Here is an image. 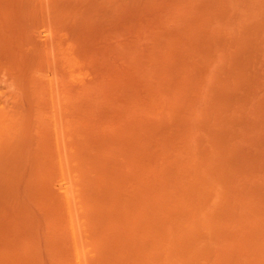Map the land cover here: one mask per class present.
Returning a JSON list of instances; mask_svg holds the SVG:
<instances>
[{"label":"rangeland","instance_id":"rangeland-1","mask_svg":"<svg viewBox=\"0 0 264 264\" xmlns=\"http://www.w3.org/2000/svg\"><path fill=\"white\" fill-rule=\"evenodd\" d=\"M15 1H11L12 2V4L10 3L11 6L8 5L9 1L7 3L8 6H5L6 0H5V2H4V0L2 2H0L1 3L0 4V6H1L0 7V13H2V14H0V23H2V20H4V19L8 20L9 16H10L11 22H10V20H9V22H10V24H13L12 28H16V29H14L12 31L13 35L14 36L16 35V37L18 36V33H17L18 31H20V33H21L20 27L22 25L25 26V27L22 26V28H21L22 30H23V28L26 29V30L28 29L26 33H25L26 30H24V32L21 33L22 36L20 34L21 37L18 36V38L20 39L21 44H23L22 45L23 48H21V50H24V51H22V52H24L23 55L26 54L25 49H27V47H25V45L26 46L28 45L24 41V39L27 40L26 37L24 36L25 34H26V36H28V34H31L30 36H33L34 33L36 32L35 29H37L38 31H41V29H42V31L47 33L49 28H50V30L53 28L52 31H51V33H52L53 30L55 31L54 27H56V26H57L56 28L58 30H60L59 33H57V34H54L56 32L52 33V34L57 36V39H55L56 36L52 35L54 38L51 36V38H53V40L54 39L55 40H54V43H51V44H49L46 47L47 48L46 50H47L48 53L45 54L46 50H45V47H43L44 49L42 48V50H40V49L37 50L38 53L37 52L36 53H32V55L36 54V56L35 55L34 56H28L27 55L28 57L25 56V57H27L26 58V63H28V65H29V62H27L28 59H32V60L35 59L36 62L41 61V63H40L41 65H40V64H37L36 62H35L36 63L35 64L34 62H32L30 60L31 63H32V64H30L31 69L35 72L36 76H38L37 72H41L40 74L48 72L51 75L50 72L56 70V69H53V68L56 67V65L62 66L61 68H63V64L62 63L64 61L65 62H67V61L66 60L63 61V59L57 58V60L61 61V64H58L60 61L57 62V60H55L56 57H58V55H59V57L62 56L61 58H64V59H65V57L66 58L69 57V62H68L69 66H68V64H66L64 62L65 63L64 64V68L62 70L63 73L62 72H58L59 73L58 75H60L61 79H63V80L65 79L66 83L68 82V79H70L71 83H69V85H68V83L66 84L68 86H70V84H72L73 87L76 88L75 87L76 83H81V81H83L82 82L83 84H80V86H78V84H77V87L78 88L80 87V89H81V85H88V86L90 85L89 86L90 90L92 91V93L94 92L93 96H91L92 95L91 91H90L91 95H89V93L87 91H86L87 92L86 93L85 90H80V91H83L81 94H79L80 92L78 93L79 90L78 91L76 90L77 93H76V91H74L75 94L72 92L74 94V97L76 96V94H79V95H85L84 97H87L89 100H92V102H91L92 105L91 104L90 105H91V108H92L91 114L93 113L92 115L94 116V119H93V118H91L92 115H89V113L86 112V111H88L86 109H91V108L88 107V104H87L90 101H86V103H85L84 101L86 99L83 98L84 101H81V103H79V101L75 100V102H77V104L80 107L76 106L77 104H75V106L77 108H75V107L74 108L75 109L79 108L78 111H80V113L78 111H76L74 108H72L73 107L72 105L71 106L68 105L69 106L68 107L66 102L63 101V100H65V101H67V103L70 102L69 100L71 98L69 96H67V95H69L70 94L69 92H71L72 90L69 89L70 88L69 87L68 89L70 91L66 92L64 94L65 89H66V91H68V90L66 88L67 86L64 85L65 83H63V80H61L59 82L60 78L58 79V83L56 84L57 77H58L56 75L57 71H55L56 73L52 72V74H55L56 77L53 76V75H52L53 77H51L49 75L51 77V79H53V80H51L48 77V75L44 76L45 78H43L42 75H39L40 77H37V80H38L37 81V85H38L37 89L41 90V88H43L42 90H43V92H45V90H46L45 88H48L47 89L48 92L46 90V93H45L46 96L43 97V95H42V97H43L42 98L43 99L42 102L43 103L41 104V108L43 107L45 109H43V112L42 113L40 112V113L42 114V116H44L43 118L45 119V121L47 122V120H48L50 126H53L52 125L53 123L51 124V121H49V119H48V117L51 115V112L53 111L52 114L54 113V117L57 116V117L61 118L60 119V118L55 117L56 119H54V120H55L56 128L60 125V121L61 120H63L62 121V125H65V126H61L60 125L59 128L57 129V131L60 130V133H58V135L61 138V140L58 139V141H56V142L60 143V141H61L62 145L61 144L60 145L62 146V148L64 146V150L68 149V150H65L66 153L67 152H69V153L71 152L72 153L71 150H73V148H74V150H73L74 154L70 155V159L72 158L71 156H73L74 157L73 159H75V157L78 158V156H79L78 154L83 152V150L85 148H88V147L84 148V146L82 145V143H83L84 145L87 146V144L84 143V141L86 142L87 140H83L84 138L82 137V134L80 132L81 135L80 134L79 135L82 137V140H81L80 136H76L78 134L75 135V133H79V131L74 133L72 131L73 130V128H72V130H71L72 133L71 134H73L74 137H72L70 139V141H71V143H70L68 131L70 132L69 128H70L71 125L69 126V128H68L69 130L68 131L66 129L68 126H66V125H69V124L73 123L74 124L73 127L77 126L79 128L80 126H78L79 124H77V123H79V121H77V120L81 117V115H83L84 117L88 118V121L93 120L94 123H97L96 126H95V124L93 125V122L90 124V125H93V128H96V129L99 128V123L98 122H101L102 126H111V125L113 127L115 125L119 126L120 129H121L120 131H124V133L123 132L119 133V136L121 137V134H124L123 136L126 138L124 140H120V138H118V136H117L118 134L116 135L114 133H109V132L108 133L105 132L104 134H101L100 133L101 130H100V132L96 133L95 129H94L93 133L91 131V133L93 135H91V136L88 135V137L89 136H90V138H96L97 137L96 140H98L101 137H103V138L112 137L113 139L115 138L118 141V143L121 145L120 149L124 148L122 150L123 152H121L122 153L121 154L120 153L121 150H119V152H118L117 149L115 150V147H117V146L114 147L113 144H112V148L114 147L113 150L118 155L117 157H119V156L123 157V158L120 159L121 160L120 162L122 164V168H121L122 170H119L118 172L120 173V171H123L125 173L124 174L123 173H121V174L118 173L119 175H123V178H121L117 174V179L119 180V178H118V176H119L120 179L123 180L121 182H124V187H125L126 183L128 184L126 187H128V189L130 190V194L131 195H134V193H138L139 194V198H140L141 195H143L142 193L140 195V192H136L140 188V186H138V184L136 186L134 185L136 188L138 186V189L136 191L132 192V190L136 189L134 187H131L132 183L134 181H137V178H138L137 182L138 183L140 182L142 184L141 185L139 183L141 185V187L143 188V190L148 189L149 191H151L150 196H152L153 193H154L153 195H156V196L159 194V198L161 199L162 202H160V200H158V196L157 197L155 196V199L153 198L154 201L151 200V199L149 200L148 198L147 199L144 198V196H147V195H145L146 193H144L143 197H141L140 199L137 196L138 194L137 195L135 194V196H131L130 194H128L129 197L135 202V204H137L138 207L140 206L141 209H142V210H140V209L136 210V208H135L136 205L132 204V206L134 208V211H136V213H137L136 215H140L141 216L143 214L142 212L147 209L144 212L145 213V218H147L146 217L147 216L146 213H147V211L150 208V213H153V215H154L153 217L155 218V217H159V216H157V215H159L158 213H160V210L161 211L163 210L160 213L161 214L160 216H162L161 220H163V218L165 217L164 221L166 220V222L164 224H162L163 223V221H162L161 224L162 225L166 224V226H168L170 228L169 231L165 230L166 231L165 232L164 230H162V228L164 226H162L160 224L158 225V223H155V221L159 222V219L161 217L160 218H155L154 221L150 220L149 218H147L148 220L146 219L147 222H151L152 221L153 224L155 223L157 225V228H158L157 229L155 224L154 225L152 224L153 227H155V228H152L151 226L150 227L147 226V224L151 225V223H147L146 226H144V224H142L143 222H146L145 219L143 218L144 215L141 216L142 217L141 222H140L141 217L139 219V222H137L138 220H136V219H138V218H136V216H135L134 217V218H136L135 221L137 223H140V225L139 224L137 225L138 226L137 230H138V232L141 231V233H143V238L144 237H147V238L149 237V239L151 240L150 236L152 234H156L157 232L160 231V234H157L158 238L162 239V241H166L167 242L170 239L171 240L174 239V235H173L174 232H171V230L172 231L174 230V231L177 232V231H182V229L185 228V226H183V225H185L184 222L187 221V220L184 221V218L182 216L183 222H181L182 218L178 216L179 214L178 215L176 214V216H174L175 213H180L182 215L183 211L181 212V209L178 210L179 208H177V207H178V205L180 203L179 201H180L181 198L184 199V198L188 197V196L185 197L184 194H182V193L180 194L179 193V192H181L180 191L181 190L180 189L181 188L180 185H182V187H183V185H185L184 182L182 184V181H183L182 179L184 177H185L184 179L187 178L188 181H185L187 186L185 185L184 188L186 189V191L190 192V190L192 189V186H191L192 182H193V184H192L193 186H194L195 183H197L196 181H194V178H196V180H197V177H198V176H195V173L199 172L200 173V174L198 173L199 177L202 178V179H204L205 177H209L210 176V174H208L209 176L203 175L204 173H202L203 172L202 170H203L204 167L202 168V170H199L202 167L201 166L202 162L204 161L203 165L204 166L206 165V167H207V164H210L208 162H211V163L215 164V160H217V162H218L219 158L221 160L222 159L224 160L225 157H226V159L224 160L226 162V160L231 158V157H229L227 159V156H229V153L234 154L236 152L235 153V155H236L237 152L239 151V149L237 151L235 149V151H234V148L232 147L233 145L235 147H237V146L240 147V152L242 154L244 153L243 156L240 154L243 159L239 158L240 156L238 157V156L231 155L233 157L231 158V160H228L229 163H227V162L224 163L223 160H222L221 163L219 161L218 164L216 162V166L217 165H222V163L229 164V165L232 162L234 163V164L233 163L231 164L232 166H226L225 165L224 166L225 168H223L222 166H218V167H221L223 169H226L225 171H227V173H228L227 174L224 170H222L225 174L228 175V177H227V176H224V174L218 172V173H220L219 175H221L220 176L221 178H223V176H224V178H223L224 180H225V177L227 178V180L224 181V183L226 182L225 184H227V185L224 186V187H226V189H227L228 186L230 185V184L227 183V181H229L231 183L235 179L234 177H232L233 180H231V178L229 179V175L233 171L232 175L235 176L236 179L239 178L240 175L243 176V178L241 177V178H239V180H234V181H237V182L233 181V183H231V184H233V186L236 185L238 182L240 184H242L243 182L247 181L246 180L247 178L248 179L251 178V179L248 180V184L250 183L249 182L250 180H253L254 181V186L252 187V185H251V188H253V190L255 192L258 191L257 193L254 194V191L252 192V189L249 187L251 189V191H249V192H251V193H253V195H255V196H253V195L250 194L252 199H254L256 196H258L259 198L263 197L264 188H263L262 183H261V178L259 179V175H262L264 172L262 173L261 166L258 169V168H256L255 164H256V162L258 163V161H261L260 160L261 155L264 157V139H262V138H264V136H263L264 129L262 128L263 131H262V129H260L262 126L264 127V120H263L264 119V115H263L264 114V109H263L264 108V97H263V94H264V89H263V87H264V77H263L264 76V69L260 67L261 65H259L260 61H261L262 67H264V65H263L264 64L263 63L264 62V59H263L264 58V56H263L264 55V0H56V1H58V3L57 4L55 3V5H54L55 0H29V1L28 0H24V1L22 0L23 3L21 5H23V6L24 5H26V6L29 5L30 6V4H31V8L29 7V10H28V6H27V9H23L22 8L19 12H15V11H17V7L16 6H18V5H15V4H17V1H16V3L13 4V2H15ZM34 1H37V2L35 3ZM30 2H33V5ZM39 4H42L43 6L41 7ZM34 5H36V8L38 6L37 10H39V12H41V13H38L36 11V8H35ZM2 6H3V9H1ZM55 6H57V7H55ZM24 8H25V6H24ZM32 8L33 9L35 8V9L32 10ZM41 9H42V11H40ZM4 10H6V12H3ZM12 11H14V14H13V15H15L14 18L18 17L17 18V22H18V20L20 22L21 18H22L23 23L26 22V21H31V22H26V23H29L28 27L26 26L27 24L24 23L25 24L24 25V24H22V22L20 23L22 25L19 27V25H18L19 23L14 21L16 19L11 17L13 15H9V14L12 13ZM17 13H19V14L21 13L20 16L22 14H23V16H21V17L16 16ZM42 13H43V16H42ZM50 13L52 14V16L50 15ZM4 16H5V18H4ZM6 16H8V18ZM25 16L27 18H25ZM45 16H46V18H45ZM49 16H51V17H49ZM42 17L45 18V20ZM55 17H56V19H55ZM50 18H53L54 21L51 20ZM48 19H50V21ZM30 23H32L31 29L33 28L32 29L33 32L29 29ZM10 24L8 26H11ZM15 26L19 27L18 28L19 30ZM2 27L3 26H1V28ZM12 28H10V29L12 30ZM34 30H35V32H34ZM50 30L48 31V33H50ZM23 33H24V35H23ZM66 34H68V35H66ZM11 35L12 34L10 33V36ZM16 37L12 36V38H14V39ZM65 38H66V42H65L64 45H62L64 47H62L60 45V43ZM14 39L12 40L10 38V40H12L13 42L15 41ZM19 39L18 40L16 39L15 43L17 42L19 44L18 46L20 47ZM21 39L24 42L21 41ZM49 40H51V39L49 38ZM57 40L60 41L59 45L61 47H58L59 45L57 43ZM17 43H16V45H17ZM62 43H64V42H62ZM14 44H9L8 45V48H10L12 52L11 53L9 52V54H8L9 56L7 58H9L11 56L12 60H13L14 57L16 58L17 54L19 55V51H20L19 50L20 48L18 46H17L18 50L16 48H14L15 46L14 47L12 46ZM52 44H53V47H54L53 50H55V52L53 51L55 53V56H54L55 58L53 57L54 53L51 52L52 51V48H51ZM55 45L56 46L58 45L57 46L58 47V51H61V52H59V53L57 52L56 53L57 49H55ZM68 45H69V47L71 46V49L68 47ZM66 46H67V48H69L68 50H67ZM28 47L30 48L31 46L28 45ZM72 47H73V52L71 51ZM12 48H14L16 50H14V49L12 50ZM59 48H61L62 50H60ZM64 49H65V51H64ZM26 51H29V50H26ZM40 51L42 52L43 56H46L47 54L48 55L44 58L42 56V54L39 53ZM69 51H71L70 52L71 55L69 53L70 56H67L68 54H66L65 57H64L63 53L64 52L68 53ZM20 53H21V51H20ZM10 54H13V55H10ZM28 54L30 55L31 53H28ZM38 54H39V56H38ZM56 54H58V55L56 56ZM74 54L76 56H74ZM73 56H74V58H73ZM21 57H22V55H21ZM42 57L45 60L48 59V57H49V59H53L54 58L53 59L54 61H53V63H51L52 60L49 61V59H48V60L45 61ZM17 58L19 60L18 56H17ZM41 58L44 60V62H43V60ZM72 58H73L74 62L71 60ZM75 58L77 59L78 62L75 60ZM261 58H262L263 61L261 60ZM11 59H10V61H11ZM16 60L17 59H15V62L17 63L18 61H16ZM55 61L57 62L56 65H55ZM75 61L77 62V66L79 65L77 69L74 68L75 65H76ZM16 63L14 64V68L15 67L16 68L19 67V66L16 65ZM23 63L25 65V62H23ZM42 64H44V67L46 69V71H44V72L42 70V68H43ZM28 65H27V67L29 68L30 66H28ZM41 66H42V68H40ZM53 66H55V67H53ZM93 66H95L98 69V70L96 69V71H95V73H96L95 77H98V74L100 73V77H99V78H101L100 81L98 80V78H96L97 81H96V79H94L93 82H92V79L90 80L91 76H88V74H89L88 71H85V69H88V70L92 69V71H94L95 69H93L94 68ZM71 67H72V69H71ZM12 68H13V66H12ZM28 68L24 67L26 74L29 76V74L31 72H30V68L29 69ZM99 68H100V70H99ZM40 69L42 71H40ZM64 69H66L67 75L65 74L66 71H64ZM60 70L61 69H59L58 71H60ZM76 70H78V71H76ZM0 71L3 72L2 70H0ZM92 71H90V72L92 73ZM97 71H99V73ZM91 73L89 75H91ZM61 74L62 75L65 74V76L63 75L65 78H62ZM78 74H79V77L76 76ZM81 74L84 75V77ZM262 74H263V76H262ZM33 75H34V73H33ZM85 75H87L88 77H85ZM94 75L95 74L92 73V78L94 77ZM28 76L26 77L27 79H28ZM46 77L48 79H50L51 83L49 82V80ZM1 78H2V76L0 74V79ZM29 78H30V76H29ZM32 78H34V76H32ZM54 78H56V81L54 80ZM87 78H89V80H87ZM73 79L75 80L76 83L73 81ZM44 80H46L45 82H48L50 84L43 82ZM94 81H95V83H98V82L99 83L95 85ZM11 82H12V80H10L7 83V85H10L7 89L8 90L10 89L11 92H15V94H13V93L10 94L11 92L10 93L8 92V96H9V94L11 95V97L15 96V99H13V101H12L11 100L12 98H11L10 101L14 102V100H15V103H16L17 98H19L20 100H23V101H21L22 104H23L24 99H27L28 101L24 102V104L27 103V105H28V103L30 102V98H28L30 93H31L30 89L26 92V89H25L26 86H25V88L22 86L23 89L22 88L20 90L17 89L18 91H16V90H14L15 89L14 88L15 85H12ZM60 83H61V85H60ZM1 84L4 85V83H1ZM52 84H53V87L51 88L50 85H52ZM97 85H99V86H97ZM55 87L57 88L56 89L57 91L54 90V93H53V89ZM73 87H71V88H73ZM259 87H260V89H259ZM261 87H262V90H261ZM49 88L52 89V90H50ZM78 88H76V89H78ZM86 88L88 89V87H86ZM254 88H256V89H254ZM42 90H41L40 93L44 94L42 92ZM49 91H51V92H49ZM258 91H260V92L258 93ZM56 93H57V95H55ZM59 94H62V95H59ZM255 94H257V95L255 96ZM51 95H53V96L55 95L54 97L53 96L52 97L56 100V102H55L54 99L52 100ZM39 96H41V94H39ZM63 96H65V97H63ZM46 97H48V100L45 99ZM60 97L63 98V99H61ZM67 97L70 98V99H68ZM258 97H260V98L257 99ZM58 98H60V100ZM251 98H254V99L256 98L255 99L256 101H254V99L252 100ZM75 99H77V97ZM46 101L47 102L50 101L49 103L51 104V107H50V105L49 106L47 105L48 103H46ZM251 101H252V103H251ZM18 102H19V100H18ZM62 102H63V105L65 104V107L67 106V109L72 108L73 111L75 110V113L78 112L80 114L79 117H78L79 114H76L77 116L75 115L77 117V120L75 119L76 122H74V118H76L74 116L71 117V118L74 117L73 121H71L70 119L69 120L71 122L67 121L68 120L67 118H69V115H71V114L67 113V109L64 106H62V107H64L66 109V111H65V109H63V111H62V107H60L62 105L61 104ZM83 102H84V106L86 104V107H87V108H85L84 111L81 109L82 108L81 104H83ZM253 102L254 103L257 102V104L259 102V104H258V106H259L258 109L259 110L257 109V107H255L257 104H254ZM45 103H46V105H45ZM57 103H59L60 105H57ZM11 104L14 106L15 109L19 107V105H18V107H17V105L15 107L14 103H11ZM11 104H9V105H11ZM53 104H55V105L52 106ZM250 104L251 105L253 104V105L250 106ZM24 106H26V105H24ZM253 106L258 110V112H257V110L255 108H254L255 111L253 109L251 110V108ZM260 106L261 107L263 106V107L261 108ZM52 107H58V108L60 107L61 110L58 109V108H52ZM6 109L8 111V108H6ZM34 109L35 108H33V113H34ZM55 109L56 110L58 109V110L55 112ZM72 109H70V111H71V113L73 115ZM41 111H42V109H41ZM58 111L62 112L61 116H64V114H66V113L69 114V115L66 114L65 115L66 118L62 119V117L60 116L61 112L58 113V115H56V113ZM95 111H96L97 115H94ZM250 111L253 112V113L257 112L258 116L255 113L254 114L250 113ZM64 112H66V113H64ZM259 112H260L261 116L259 115ZM38 113H37V115H39ZM250 115H252V116L256 115L255 116L256 119L254 117H253L254 119L251 118ZM39 118L41 119L42 117H39ZM87 118H86V120L84 119L85 123H88V122H86ZM242 118H245V121H243L244 123L246 121L248 122V121H253V120H255V125L257 124V122H258V124H261V125L263 123L262 126L258 125V128L255 127V129H260L263 132L262 133L263 137L261 136V134L259 135L260 137L253 136L252 133L250 134L249 132H253L256 135L259 134L258 132H255V129H254L255 125H253L254 121L251 122L252 124L251 123L243 124L241 122ZM13 120H14L13 118L11 119V122H10V120H8L10 123H8L7 120L4 121V122H6L8 124H13L14 123ZM42 121H44V120L42 119ZM261 121H263V122H261ZM65 122L66 123L70 122V123L66 124ZM63 123H65V124H63ZM227 123L229 125H227ZM45 124H46V126H48L47 123H45ZM57 124H58V126H57ZM249 124L251 126L253 125V131L251 130V127H250ZM42 125H43V123H42ZM85 125H87V124H85ZM85 125H81V126L85 127ZM218 125L222 126V129ZM62 127H65V128H63L64 130L62 129ZM90 127H92V126H90ZM216 127H217V129L219 128L222 131H220L218 129V132H217V130H215ZM51 128L52 127H50V130H48L47 127H46L44 135H43L44 139L42 137L41 138L44 141L47 140L49 142L50 147H51L49 149H51V151H53L54 147H52V146H54V144L52 145V143H50V142L54 141L53 143L56 144V142H55V136H56L55 134H56V132L54 131V128H55L54 126H53L52 132H54L55 134L51 132ZM223 128L226 129L225 132H223ZM43 129H44V126H43ZM82 129H83V127H82ZM114 129L116 130V128H114ZM74 130H76V129L74 128ZM77 130H79V129H77ZM248 130H251V131L248 132ZM260 130H259V132H260ZM62 131L67 133V135H65V138L68 137V138H66V141L64 140V134L65 133L64 132L61 133ZM107 131H109V130H107ZM87 132H88V130H87ZM221 132L224 133V134H221ZM208 133H209V135L211 137L213 136L214 139H215V140H212L213 137H212V139L210 138L213 142L215 141L214 146H212V149L214 148L212 151L215 153V158L216 159L211 157L213 160H210V161L208 159H210L209 156H211V155L208 154V153H211V152L207 151L208 153L206 152V156H205L206 158H205L204 157V150L202 149L203 147H201V144L204 145V143H202L203 141L204 142L206 141V142H209V143L211 142V140L209 141V138L207 137ZM216 133H220L224 137H222V139H221L220 138L221 135L220 134H216ZM247 133H249L250 136H253L252 139H251L250 136L247 135ZM89 134H90V131H89ZM215 134L218 135L219 138H217V139H218L219 142H216L217 141V139H216L217 136H214ZM225 134H226L227 138H225ZM73 135H70V136H73ZM86 135H87V133H86ZM76 137H77V140L74 139ZM84 137H85V135H84ZM255 137H256V139H254ZM257 137H258V139H257ZM53 138H54V140H53ZM86 138H87V136H86ZM129 138H131V139H129ZM183 138H184V140H183ZM196 138H197V140H196ZM223 138H224V142H222V141L220 142L219 139L223 140ZM109 139H111V138H109ZM109 139H107L106 141H108ZM127 139H129V140H131L133 142L132 145H129L128 143H125V142H127L126 141ZM188 139H191V140L188 141ZM225 139H229L231 141L230 142L231 145L233 144L231 147H229V150L232 149V152L227 153V151H229V150H227L226 146H229L230 144L226 145L229 140L225 141ZM72 140H73V143L76 142V141L79 142V140L83 141L81 144L79 143L80 147L83 146V150L80 148V153H79V150L78 151L75 150L79 146L78 143H77L78 146H76V143L73 144ZM91 140H92L91 141V143H92L93 139H91ZM244 140L247 143L244 142ZM249 140H250V142H249ZM251 140H253V141H251ZM258 140L261 141L262 144H261V142L258 143L257 142ZM67 141H68L69 145H68ZM89 141H90V139H89ZM110 141H112V140H110ZM183 141H184V143H183ZM190 141H192V143ZM98 142H100V141H98ZM107 143H109V142H107ZM110 143H109V145H111ZM113 143L116 144L115 141ZM118 143H117V145H119ZM160 143H162L161 144V146H162L161 148H159V144ZM224 143H226V144H224ZM49 144H48V147H49ZM65 144H67V145H65ZM104 144H105V142L103 143V145ZM250 144H251L253 150L251 149ZM72 145L76 146V147H73V148L70 149V147H72ZM93 145H94V143H93ZM120 145L117 147L118 149H119ZM66 146H67V148H65ZM218 146L220 147V149H219ZM224 146H225V149L221 150V148L222 147L224 148ZM99 147H100V145H99ZM133 147H134V150L135 149L137 150V153H135L136 150L133 151L134 153L129 151ZM181 147L183 148L182 149L183 151L181 150ZM44 148H43V150H44ZM204 148H205V150L207 149L206 147H204ZM49 149H48V151L44 150V151H46L45 152L46 154L44 153V151H42V153H44L43 156L44 155L47 156V152L50 154L51 151L49 152ZM78 149H79V147H78ZM89 149L90 148H88V151L85 149L84 153L87 151V153H92L93 154V152L96 153V150L99 149L98 151H100V152L101 151H103V152L105 151V154L102 153V152L100 153L102 155V157H104V155H106V150L107 149L105 150V145L102 146V148H101L102 150L100 148L96 147L95 151L90 149L92 151L89 152ZM110 149H111V147H110ZM187 150H190V152H192V150H194V152H197L199 154V160L201 161V162L199 161L200 162L199 165L201 167L199 165L196 166L194 164L197 168H198V166L200 167V168H198V171H196L194 173L193 172L194 169L192 170L191 168H195V166L194 167L191 166V168H190L192 170L191 173H193V174H191V173H189L191 170H188L189 168H188V164H187V170H186V167H185V169H182V171H183V173L184 172L186 174L188 173L191 176L190 177H189V175L188 176L187 175L184 176L185 174H183L182 175L183 177H182V176L179 175L180 173L182 174V172H180L179 174L177 173L178 176H175L176 174H174L173 172L171 173L170 169L168 168V167H171L170 164H165L166 165V167H165L166 169H165L164 173H165V176L168 177L169 181L171 182V179H170L171 177L169 178V174L170 175L173 174L172 178L174 180L177 179L176 177H179L180 180H181L180 181L181 184L180 185L178 184V187H180L179 188L180 190L178 188H176L177 184L175 185V183H177L179 181V178H178L177 182H174V180L172 181V183H174V185L176 186V187H173V188L174 189L176 188V189L179 190L178 191V190L175 189L176 192L175 191L174 192L176 194L174 193V195H175L174 198L172 197L174 189H172V187H170L172 185V183L168 182L170 184V185L168 184L169 185V187H168V185L166 183L167 182V178H166V180H164L165 178L163 179V177L159 176L157 178H161L162 181H158L157 180V182H156L157 178L154 177L155 180L152 179L153 175L149 176V178L146 177L147 175L146 176L140 175V173L143 171V169H144L143 173L146 172L147 174L155 172V174L158 173V175H160L161 173H163V171H164L163 167L165 165L156 164L157 159L159 161L158 163H161V162H164V161L166 162V160H173L172 163H174L177 160H179L178 161V166H180V168H183L182 166H184V164L182 162H184V160H182V162H181L183 165L180 163V160L184 159L188 154H190V153H186L185 154V151H187ZM209 150H211V149H209ZM110 151H108V152H110ZM219 151L222 152L223 155H227V156H223L222 153H221L222 156L220 155L221 157H219ZM223 151H225L227 154L226 153L224 154ZM259 151H261L260 157H258V155H256V153H258ZM54 152H55V150H54ZM146 152L147 153L149 152L152 156L150 157V156L146 155L147 154ZM194 152H192V153L195 155ZM76 153H78L77 154L78 156L76 155ZM115 153H113V155H112V152H111V155L114 156ZM182 153H183V156L184 155L185 156H184V158L180 157L181 159H179L177 156H179V155L181 156ZM197 153H196V155H197ZM214 153H211L212 156H213ZM246 153H249L248 154L249 156H250V154H251V156L253 155L251 157V158H253L252 160L249 157V159L251 160V161L249 160V162L247 160L248 157L246 158V156H248V155L245 156ZM86 154L82 153V155H83L82 158H81V156L78 158L79 160L81 159V163L85 161V160L83 161V159L87 158V157H85ZM108 154L109 153H107V155ZM116 154H115V156H116ZM258 154H260V153H258ZM87 155H89V154H87ZM155 155L158 158L155 157ZM196 155L194 156V158L191 157V158L194 159L195 162L198 160V156L196 157ZM89 156L91 157L92 155H89ZM93 156L94 157L96 156V159H97V162H95V163H98L99 166L101 164V167H100L101 169H103V166H104V169H105L106 173L109 175V177L107 175V177L104 178L105 177L104 171L102 172V170L99 169V170H101V172H100L97 169V165L98 164L96 165L93 162V161H96V159L93 158V157L92 158L89 157L87 159L90 160V161L92 160V162H91L92 164L91 165H93V163L96 165V170H97L96 172L94 171L95 168H90L91 167L90 164L88 165V163H90V161L88 162L87 159H86V163L87 164H84V165H87V167L84 166L83 168L82 167L81 168L83 170H85V172H86L85 173L86 174L85 178L86 179H90L89 182H88V180H86V182L91 184L93 187H94V185L96 186L97 182H100V181H102L103 184L104 183L106 184V182L103 181V179H106L108 181L107 185L104 184L102 186L101 183H100V187H99V188L104 187L102 189L103 190L106 189L105 191H108V192L105 193V191H104L105 194L104 193L99 194L100 192H98V191H101L102 189H99L97 187V186H99V184H98L96 186V188L94 187V189H95L94 191L97 192L96 194L94 193V198L98 197V196L96 197L97 194H99V196L100 195L103 196V197L101 196L102 198L98 197L102 201L101 206L104 205V207H105V209L104 208L101 209V212H102V214L107 212L106 214H104L106 220L103 219L102 221H100V222H102V224L101 223L100 224L101 225H104V224L107 225L106 223L110 224V223L113 222L114 226L115 225L117 226V228H114L112 226L113 224H111V226L113 227L112 228L109 225H107V226H109L110 229L109 228H104L105 225L103 226V228L108 233L107 234L104 231V235L107 234V235L111 236V238H109V237L106 238V240L108 239L109 243L111 242V245L108 244V243L106 245L110 246V247L107 246V248L109 250H111L110 248H112V250H113L112 252H115V253L110 252V258L113 257L112 258L113 260L116 259V261H113V263L115 264L117 262V260H118L117 257L119 256V254L122 253L121 251H125V248H126V247L124 248L125 243L127 242V247L129 246L127 250H130L129 248L131 247V245H132L131 249H133L134 243L128 245V241L129 240H133V238H136L137 236H139V238H140L141 235H140V233L138 234L137 230H133L136 226H134L133 224L131 225V223L134 222V220L133 221H131V220L134 219V218L129 219V221L131 223L129 222V225L127 224V226H126V222L128 221L127 218H129V216L132 215V214H130V210H129L130 208H132L131 205H130V207L128 206L129 208H127V203L131 199L126 196L127 198L125 197V199L127 200V202H125L124 198L121 197V196H123V194H120L121 193L120 190L124 188V187H121L123 185H119L118 186V184H121V183L120 182L119 183L116 182L117 179L116 178L114 179L115 176H112V174L114 172L112 174L110 173V171L112 170L111 167L113 166V168H115L116 167L115 165H117L115 163L118 160L116 162H114L115 165H110L113 161L110 158H108L107 159L108 163L111 162L109 164L110 165L109 166V165H106L107 164L106 163V158H107L106 156H105V158H103L104 162H101L102 161V157L99 156L98 152H97V154H93ZM99 157H100V160H99ZM108 157H111V156L109 155ZM222 157H224V158H222ZM236 157H237V159H236ZM244 157L246 158V160H245ZM254 157H255V160H254ZM263 157H262L263 161L260 162L262 164L264 162V158ZM116 158L115 159L113 158L114 161L116 160ZM149 158L152 161L151 163L154 162L155 165H156V167H150L151 170L147 168L148 166H146V164L149 162L148 161L146 163V161H147L146 159H149ZM204 158H205V160H204ZM233 158H234V160H232ZM256 158H258V160ZM93 159H95V160H93ZM153 159H156V160L153 161ZM237 160H238V162L241 161V164L237 162L240 165V167H239V165H237V163L235 164V162ZM243 160H245V162ZM194 161H192V162H194ZM120 162H118V163L120 164ZM187 162L188 161H186L184 163H187ZM247 162H248V164H247ZM251 162L252 163L254 162L255 164L254 163L251 164ZM69 163H72L74 165L75 161H74V163L72 161L69 162ZM166 163H168V161ZM197 163H198V161H197ZM260 163H259V165H262ZM72 164H70L71 167H72ZM190 164H192V163H190ZM95 165H93V166L95 167ZM155 165H153V166H155ZM235 165H237L239 168L237 169ZM259 165L257 167H259ZM161 166H163V167L161 168ZM178 166H177V168H179ZM210 166H211V164H210ZM244 166L247 167L248 169L246 170ZM229 167L232 169V171H229L230 174L228 172V170H231V169H229ZM234 167L237 170H239V169H241V167H243L241 169V173H240V170H239V173H238V171ZM88 168H89V171H90L89 173L92 172V174H94V175L90 174L89 175L90 177L92 175V177L94 176L96 179L98 177L101 178V176H99V175L96 176L97 172L99 171V173H101V175L103 174L102 176H104L102 178V180L99 181V179H97V181H96V179L93 177L94 180H95V183H96L95 184L94 181H93V178L91 177L92 178L91 179L87 175V174H89V173H87ZM109 168H110V171L108 172ZM129 168H131L130 170L133 169L134 171L132 170V171L128 172L127 170ZM173 168L175 170V167L172 166V169ZM197 168H195V170H197ZM159 169L161 170L160 172H159ZM233 169H235L236 172L238 173L237 174L238 177L236 175H234L235 174V172H234L235 170H233ZM257 169H258V171H257ZM115 170H116V168H115ZM166 170H168V171H166ZM55 171H56V174H55ZM57 171L59 172L58 168H57V170H55V167L52 169V171H51L52 174L54 173L56 176L54 178H50V179H52V180L53 179L54 180L57 179V175L60 173L59 172L57 174ZM112 171H114V169ZM179 171H181V169ZM212 171H219V170H212ZM248 171L250 172L251 175L249 173H247ZM51 172H50V174H51ZM257 172H259L260 174H258ZM135 173H137V174H135ZM166 174H168V175H166ZM129 175H131V177H129ZM192 175H194L195 177H193ZM50 176L51 175H49V177ZM58 176L60 177V175H58ZM245 176L247 178H244ZM249 176H252V177H249ZM51 177H53V176H51ZM134 177H135V179H134ZM261 177L263 178L264 176H261ZM111 178H113L114 180L111 179ZM189 178H192V179L190 180ZM212 178H215V176L214 177L210 176V179H212ZM221 178H220V180H222L221 183H223V179H221ZM139 179H141V180L139 181ZM244 179H245V181H244ZM91 180L93 182H91ZM111 180L114 181L113 182L114 187L118 186L117 187V188H119V189H117L118 191H115V188L113 187V185H111L112 184ZM205 180H207V179H205ZM209 181L213 183L214 180L212 179V180H209ZM180 182H178V183H180ZM262 182L264 183V180ZM188 183H189V185H188ZM217 183H219V181H217ZM129 184H130V186H129ZM201 184L203 185V182L200 183V186H201ZM205 184H207V183H205ZM210 184H209V186H210ZM214 184L215 183H213L212 186H214ZM223 184H222V186H223ZM144 185L146 187H144ZM161 185L163 187H161ZM220 185L221 184H219V186ZM260 185L262 186V189L260 188L261 187ZM105 186H107V188ZM196 186H194V188ZM216 186L217 185H215L214 187H216ZM112 187H113V192L115 194H120V196L118 198H115V195L111 191ZM120 187H121V189H120ZM158 187L160 189L166 187L165 188L166 190L163 189L165 191L164 194H166V195L162 194L163 190H161L162 193L161 192L160 193H156V191H158V189H159ZM167 187L170 188V190L167 189ZM224 187H222V188H224ZM110 188H111V190L109 191L108 189H110ZM131 188H132V190H131ZM197 188H198V186H197ZM201 188L202 187H200V189ZM203 188L206 190L205 187H203ZM211 188L212 187L210 186V189ZM200 189L199 190L197 189L198 191L196 189H195V191L191 190L190 194L194 193V192L196 193V191H197L199 193V194L196 193V194L199 195L197 197H200V194L203 193L202 192L203 189L202 190H200ZM226 189H223V190H225L226 194L228 195L229 194V189H227V190ZM247 189H248V187H246V191H247ZM250 189H248V190H250ZM129 190H127V191H129ZM205 190H203V191L206 192ZM261 190H263V191H261ZM123 191H124V189H123ZM184 191H183V193H185ZM215 191L216 190H214V192ZM221 191H222V189L218 190V192H220V193H221ZM260 191L262 193H260ZM109 192L110 193L112 192L109 195V196H111L112 199L107 197V193H109ZM208 192H210L209 196L204 197V195H206V194L208 195V193L206 192V194L203 193L204 195L201 198V200L203 198L208 199L207 200L208 203L206 201L202 200L204 202H203V204H201L202 205L201 208L202 209L204 208V210H203L204 212L202 213L201 210H199V212L196 210V214H195L194 213L195 210L194 211L191 210V212H193L194 215H196L193 218H195V219L197 217L198 218L196 219V221H193V219L191 218L192 221L190 219V221H189L190 224L189 225H191V222H193L192 224H194V223L196 224V223H198L197 221H199V224H200V222L202 223L204 218L201 219V217L198 216V215L199 214L200 215L204 214V217H205V214L208 215V213H210V211L208 212L207 210H212V207L216 208L215 206L218 203L216 201L217 198L214 199L211 196V193L214 194L212 189H211V191L209 190ZM225 192H222L223 194L221 193L220 196L222 197V195H224ZM240 193H243V192L240 191ZM148 194H149V192H148ZM176 195H177V197L180 196V198L179 197L177 198V199H179V201L175 204V201L177 200L176 199ZM247 195H249V194H247ZM250 195L247 196L248 201H251V202H253L252 204H254V201L252 199H250ZM117 196L118 195H116V197ZM124 196H125V193H124ZM150 196L148 195L147 197H150ZM163 196H164V198L166 196H168L169 199H167V198L164 199L163 198L164 199V201H163V199H162ZM169 196L172 199H175V200H172ZM240 196H241V194H240ZM189 197H190V195H189ZM258 197H256V198H258ZM120 198H121V202H124L123 204H121L123 206H121V205L119 206V204H118V206H119L118 212L117 211L115 212V210H117V208H118V207L116 208L117 205L115 206L116 203L111 205L113 202L110 204L109 201H111V200L114 201V202L118 201V203H120L119 202ZM150 198H152V197H150ZM156 198L158 200V201H156L157 203H155ZM190 198L192 199L193 197L191 196ZM245 198H246V196H245ZM256 198H255V202L256 201H258V202L260 201L259 204L262 201L264 202V197L262 198L263 200L262 199L260 200L259 198H258L259 199L258 200ZM108 199H109V201H108ZM186 199H188V198H186ZM193 199L195 200V196H194ZM189 200H186L187 203H188ZM169 201H170V203H169ZM182 201L184 202L183 206L186 207L185 206L187 204L186 201H184V200H182ZM199 201H200V199H199ZM60 202L62 203V201H58L57 204H59ZM158 202L162 203V204H158ZM196 202H198V201H196ZM125 203H126V208L127 209L125 208ZM141 203H143L145 206L147 205V208L143 209L144 207L142 208V205H139ZM171 203H174V205L173 204L172 205L175 207V209L177 208L175 210V213H172L173 211H170V208H171V210L174 208V207H171L172 205L171 206L169 205ZM205 203L209 204L208 207L209 206L211 207L212 205H214V206H212L211 209H210V208L207 207V204H205ZM246 203H247V201H246ZM62 204H59L60 207H59V205H56V206H58L59 209H61L62 207L64 208V206H61ZM130 204H131V202H130ZM180 204L182 205V203H180ZM198 204H197V207H198ZM204 204L206 205L205 207L203 206ZM98 205H100V204H98ZM194 205H195V203H194ZM254 205L261 206L262 203L260 205H258V204H254ZM110 206H111V208H110ZM189 206H192V205H189ZM100 207H98V208H100ZM112 207H114L116 209L114 210V208L112 209ZM184 207H182V210H183ZM253 207H255V206H253ZM199 208H200V206H199ZM199 208H197V209H199ZM205 208H207V209L205 210ZM261 208H263V206ZM261 208L259 210H261L263 213L259 212V210L257 212H255V210H253L255 208H253L251 212L254 211L255 213H258V214H260L263 217V215H264L263 209L264 208L263 209H261ZM120 209H123V210H120ZM155 209H157V212H156ZM32 210H35V208H33ZM111 210L114 211V214L116 213L115 214L116 217L112 215L113 212L111 213ZM124 210H126V211H124ZM250 210L251 209H249L248 211L250 212ZM37 211H34V212L37 213ZM61 211H62V213L64 212L63 210H61ZM103 211H104V213H103ZM108 211L110 213H108ZM132 211H133V209H132ZM164 211H167L169 213L167 214V212H164ZM185 211H186V209H185ZM200 211H201V213H200ZM98 212H100V209H98ZM170 212H171V214H170ZM186 212H187L186 215L188 216V213H190V212H188V211H186ZM121 213L125 214V215L123 214V217L119 216L120 218H123L124 220L126 219L125 220L126 222H125L124 225L120 223L121 221L120 222L118 221L117 214L121 215ZM128 213L130 215H128ZM150 213L148 211L147 214L152 216V214H150ZM163 213H165L166 215H170V216L166 217V216L163 215ZM97 214H100V213H97ZM133 214H135V212ZM253 214L245 215V216H247V218H248V216H252L251 218L253 219ZM106 215H107V217H106ZM127 215H128V217L126 218ZM186 215H184L185 219H187ZM124 216H125V218H124ZM151 216H149V217H151ZM190 216H192V215H190ZM242 217H244V215H242ZM113 218L114 219L116 218L115 219L117 221L116 224H115ZM154 218H151V219H154ZM171 218L173 219L172 222H171ZM123 219H121V220H123ZM174 219H177L176 221H178L179 223H183V224H181L183 228L180 226L179 223H177V222L175 223ZM240 219H239V222H240ZM254 220H256V219H254ZM254 220H252V221H254ZM105 221H106V223H105ZM107 221H109V222H107ZM110 221H112V222H110ZM95 222L97 224H99V220L98 219H95ZM118 222H119V224H118ZM242 222H245V221H242ZM247 222L250 225L253 224V223H249L248 220H247ZM247 222H245V223L247 224ZM14 223H15V226H17L16 222H13V225L12 224L11 225L14 227ZM123 226L124 227L125 226L126 227L131 226V230H133L132 232L134 234L131 235V232H129V229H130L129 227H128V231H125L126 227L124 228ZM132 226H134V227H132ZM160 226H161V228H160ZM179 226L181 227L180 229H179ZM120 227L125 229L124 232H123V230H121V232L126 234V236H124V234L121 235V236H123V238H121V240H123V241H121V240L119 241L118 240V239H120L119 238ZM147 227L150 228L149 231H146ZM243 227L244 226L242 224L241 227H239V228L243 229V231H244ZM138 228H140V230ZM114 229H115V231L116 230L117 231L113 233ZM164 229H166V228L164 227ZM109 230H112L111 232L113 233V235H112V233L109 234L110 233V232H108ZM241 231H239V232L241 233ZM115 233H117L118 236ZM114 234H115V236L118 239L116 237H114ZM161 234H164V235H166V234L171 235L172 234L171 235L172 238L168 239L167 236H166L163 239L161 237ZM238 234L239 233L237 232V235ZM178 235H180V234L178 233ZM178 235L176 234V236H178ZM112 236L114 238H116V240H118L119 242H124V240H125L124 237H127L126 240H128V241H125L124 245L120 244L118 242L119 245H117L118 243L114 241L115 239H113ZM133 236H135V237H133ZM231 237L232 238L229 237L230 239H228V238L225 239L224 237H223L224 239L219 238L220 240H222V241L224 240L225 241V242H223V245L222 244L220 245V244L212 243V244H210V246L211 245H213V246H211L210 248H214L215 249V247L220 245L219 246L220 249L218 250V252L221 251L219 253L221 254L220 257H222V253H224L226 251L225 247L226 248H228V246L230 247V249H227V250H231L233 248H236V244H237L238 240L235 239L236 237L233 236V235ZM139 238L137 237V240ZM149 239H147V240H149ZM135 241H136V239H135ZM144 241L147 242L146 240H144ZM230 241H232V245H231ZM138 242H140V241H138ZM145 242L143 243V245L145 244ZM151 242H152V240L150 241V243H148V242L147 243L150 245ZM67 243H68V240H67ZM136 243L137 242H135V244ZM140 243H142V242H140ZM140 243H138L137 247H140L139 246V245H141ZM228 243H230V245H227ZM68 244H67V246H71V248H67L66 252L68 251L67 253H71L72 255L71 254L67 255V253H66L65 254L66 256L64 255L63 257L67 258V259L73 256L72 245H70V244L68 245ZM84 244H85L84 247H86L87 249H89V246L90 247L93 246V245L91 246L92 243L90 241L89 242L86 241ZM88 244H90V245L88 246ZM148 244L147 245L145 244V246H147L146 249H144V247H141L142 250L143 251L144 250L148 251L149 253H150V251H152L151 253H153L154 250L150 249L151 245H150V247H148ZM166 244H169V243H166ZM166 244H165V247L166 248L169 247V245L167 246ZM214 244H216V245L214 246ZM121 246H123V247H121ZM233 246H235V247H233ZM119 247H120V250H119L120 253L119 252L117 253ZM134 247L136 248V246H134ZM123 248H124V250H121ZM137 249H139V248H136L135 250H137ZM139 250H141V249H139ZM207 250H209V248ZM210 250H211L210 253H212L213 252L212 249H210ZM215 251H217V250H215ZM133 253H135L134 250H133ZM139 253L140 252L138 251V254ZM219 253H218V255H220ZM126 254H128V253H126ZM131 255L132 254L130 253V256ZM134 255H137V253L134 254ZM218 255H216V256L214 255V257H211V258H213L212 261L214 259H216L217 260V261L215 260L216 264H218V263L222 264V262H224L223 258H218ZM127 258H125V259L127 260ZM211 258L209 259L210 261H211ZM219 259H221V261H218ZM201 261H202L203 264H205L204 262L206 260H201ZM210 261H208L207 264H210V263L211 264H215L214 262L212 263V261L211 262ZM119 262H117V263L119 264ZM113 263H111V264H113ZM125 263H126V261H125ZM121 264H123V263H121ZM127 264H136V263L131 260Z\"/></svg>","mask_w":264,"mask_h":264},{"label":"bare ground","instance_id":"bare-ground-1","mask_svg":"<svg viewBox=\"0 0 264 264\" xmlns=\"http://www.w3.org/2000/svg\"><path fill=\"white\" fill-rule=\"evenodd\" d=\"M3 1V0H2ZM1 0H0V2H2ZM8 1H9V3H8ZM11 1H15V0H11ZM10 0H6V3H5V6H11L10 5V3L12 4V2H11ZM17 1V4H15V5H18V6H16L17 7V11H15V12H19L22 8L23 9H27V6H28V10H29V7L31 8V4H30V6L29 5H24L25 6V8H24V6L23 5H21L23 2H22V0H16ZM16 1L15 2H13V4L14 3H16ZM24 1V0H23ZM29 1V0H28ZM4 2H5V0H4ZM3 2V3H4ZM35 3L37 2V1H34ZM50 2V1H49ZM7 3H8V5H7ZM30 3H32V5H33V2H30ZM39 3V2H38ZM51 3V2H50ZM55 3L57 4L58 3V1H56L55 0V2H54V5H55ZM1 4V3H0ZM41 7L43 6L42 4H39ZM35 6V8H36V5H34ZM1 7V6H0ZM40 7V8H41ZM55 7H57V6H55ZM34 8V9H35ZM1 9H3V6H2V8ZM33 8H32V10H34ZM38 9V6H37V8H36V11L38 12V13H41V12H39V10H37ZM57 9V8H56ZM40 11H42V9L40 10ZM3 12H6V10H4ZM11 12V11H10ZM9 12V13H10ZM34 12V11H33ZM25 13V12H24ZM27 13V12H26ZM35 13V12H34ZM0 14H2V13H0ZM14 14V11H12V13L11 14H9V15H13ZM21 14V13H20ZM20 14L19 13H17L16 14V16H19V17H21V16H23V14L20 16ZM50 15L52 16V14L50 13ZM14 16L15 15H13V16H11V17H13L14 18ZM27 16V15H26ZM25 16V18H27ZM42 16H43V13H42ZM48 16V15H47ZM51 16H49V17H51ZM7 18H8V16H6ZM4 18H5V16H4ZM6 18V19H7ZM18 18V17H17ZM17 18H14V19H16V20H14V21H16L17 22ZM43 18V17H42ZM45 18H46V16H45ZM45 18H43L44 20H45ZM54 18V17H53ZM53 18H50L51 20H53ZM11 18H10V16H9V19L8 20H2V23H0L1 25H0V70H2L3 72H1L0 74H1V76H2V78L0 79V264H111V263H113V261H116V259H112V258H110V252H112L113 250H112V248H110L111 250H109L108 248H107V246L108 247H110L109 245H106L107 243L108 244H110L111 245V242L109 243L108 242V239L106 240V238L107 237H109V238H111V236H109V235H107L108 233L106 232V230L104 229V228H109V226L110 227H114V228H117V226L115 227L114 226V224H113V220L112 221H110V222H112V223H110V224H108V223H106V221H105V223L107 224V225H109V226H107V225H101L102 224V222H100V221H102L103 219H105V216H104V214H106V213H104V211H103V213L104 214H102V212H101V209H105V207H104V205H102L101 206V203H102V201L100 200V198H102L103 196L102 195H100L99 196V194H102V193H104V191L106 190V189H102V188H104V187H102L104 184H103V182L102 181H100V180H102V178L104 177V176H102L101 175V173H99V171L101 172V170H102V172L104 171V175H105V177L104 178H106L107 177V173H106V171H105V169H104V164L102 165L103 166V169H101L100 167H101V164H100V166H99V164L98 163H95V162H97V159H96V156L94 157L93 156V154H97V152L99 153V156H101L102 157V155L100 154L101 152L102 153H104L105 154V151L103 152V151H98L99 149H97L96 150V147L97 148H102V146H104L105 145V150L107 149L108 151H110V152H108L107 150H106V155H107V153H109L107 156L106 155H104V157H102V161L101 162H104V159L103 158H105V156L107 157L106 158V165H109L110 163H108V161H107V159L108 158H110L113 162L110 164V165H115V164H117V165H115L114 167L116 168V170H115V168H113V166L111 167L112 168V170L114 169V171H110V168L108 169V172L110 171V173L112 174L113 172V174H112V176H115L114 177V179L116 178L117 179V174L119 173L118 171L119 170H122L121 168H122V164H121V158H123V157H121V156H119V157H117L118 155L115 153V151L113 150L114 149V147L115 146H119L120 144L118 143V141L115 139H113L112 137H109V138H111V139H109L108 137L107 138H103V137H101V138H99L98 140H96L97 139V137L96 138H90V136L91 135H93L92 133H93V131H94V129H95V131H96V133H98V132H100V130H101V134H104L105 132H109V133H114V134H118L117 136H118V138H120V140H124V139H126L123 135L124 134H121V137L119 136V133H121V132H123L124 133V131H120L121 129H120V127L119 126H117V125H115L114 127L111 125V126H102L101 125V122H98L99 123V130L98 129H96V128H93V125L95 124V126H96V124L97 123H94L93 122V120H91V121H88V118L87 117H84L83 115H81V117L77 120V115L76 114H79L80 113V111H78L79 110V108L78 109H75V108H77L76 106H78V107H80L78 104H77V102H75V100L76 101H79V103H81V101H84L83 100V98H85L86 100L84 101L85 103H86V101H90V102H88L87 104H88V107L89 108H91V105H92V100H89L87 97H84L85 95H79V94H81L83 91H80V90H85V92L87 91L88 93H89V95H91V93H92V91L90 90V85L88 86V85H81V89H80V87L78 88L77 87V84H78V86H80V84H83L82 82L83 81H81V83H76L75 82V80L73 79V81L76 83V85H75V87L76 88H78V89H76V88H74L73 87V85L72 84H70V86H68L69 85V83H71L70 82V79H68V85H66L67 83L65 82L66 80L64 79H61V77H60V75H58L59 73L58 72H62L63 73V68H64V64L66 63V64H68V62H69V57L68 58H66L65 57V55L66 54H68L67 56H70L71 55V51L73 52V47H72V50L71 51H69L68 53H63L64 54V57H65V59L64 58H61L62 56H60L59 57V55L58 54H56V56L58 55V57H56V59L55 60H57V58H60V59H63V61L64 60H66L67 62H63L62 64H63V68H61L62 66H59V65H56L57 64V62H59L60 60H57V62L55 61V65H56V67L55 66H53V67H55V68H53V69H56V70H54V71H49L50 73H51V75L47 72V73H43V74H40L41 72H37L38 73V76H36V74H35V72L31 69V66H30V64H32L31 63V61L32 62H36V60L34 61V60H32V59H28L27 60V62H29V65H28V63H26V58L28 57V56H36V54H34V55H32V53H36L37 52V50L38 49H40V50H42V48L43 47H45V50L47 49L46 47L49 45V44H51V43H54V40L55 39H57V36L56 35H54V34H57V33H59V31L60 30H58L56 27H54V29H55V31L53 30V32H56V33H54V34H52L51 33V31H52V29L50 30V28H49V30H50V33H48V31H47V33L46 32H44V31H42V29H41V31H38L37 29H35L36 30V32H35V30H34V35L33 36H30L31 34H28V36H26V34L24 35V33H23V35L26 37V39L27 40H25L24 39V41H25V43L26 44H28L29 46H31L30 48L28 47V45L26 46L25 45V47H27V49H25V52H26V54L25 55H23L24 54V52H22V51H24V50H21V48H23V44H21V42H20V39L18 38V36L19 37H21L22 36V32H24V30H26V29H24L23 28V30L21 29L22 28V24H27L26 26L28 27V24L29 23H26V22H31V21H26V22H24L23 23V21H22V18H21V21L19 22V20H18V22L17 23H19L18 25H19V27H20V30H21V33H20V31H18L17 33H18V36L16 37V35L14 36L13 35V30L14 29H16V28H12L13 26V24H10V22H11V20H10ZM50 19H48L49 21H50ZM55 19H56V17H55ZM9 20H10V22H9ZM27 20V19H26ZM47 20V19H46ZM25 21V20H24ZM54 21V20H53ZM22 22V24H20ZM52 22V21H51ZM16 23V24H17ZM3 24V25H2ZM11 25V26H8V25ZM24 24V25H25ZM31 25H32V23H30V27H29V29L33 32V28L31 29ZM1 26H3L2 28H1ZM15 27H17V26H15ZM19 27H17V29L19 28ZM23 27H25V26H23ZM26 27V28H27ZM4 28V29H3ZM10 28H12V30L10 29ZM35 28V27H34ZM19 30V29H18ZM28 30V29H27ZM27 30L25 31V33L27 32ZM29 30V31H30ZM47 30V29H46ZM28 31V32H29ZM16 32V31H15ZM14 32V33H15ZM31 32V33H32ZM10 33L12 34L11 36H10ZM16 33V34H17ZM61 33V32H60ZM20 34H21V36H20ZM64 34V33H63ZM56 36V38L53 40V36ZM62 35V34H61ZM66 35H68V34H66ZM12 36L13 37H16L15 39L14 38H12ZM50 36V37H49ZM51 36L53 37V38H51ZM64 36V35H63ZM32 37V38H31ZM51 39V40H49V38ZM62 37V36H61ZM65 37V36H64ZM67 37V36H66ZM69 37V36H68ZM10 38L13 40H15L16 41V39L18 40L19 39V42H20V47L18 46L19 44L17 43V45H16V43H15V41L13 42L12 40H10ZM60 38V37H59ZM21 41H23L22 39H21ZM23 41V42H24ZM9 42V43H8ZM13 42V43H12ZM22 42V43H23ZM59 42L60 41H58L57 40V43H58V45H59ZM62 42H64V43H62ZM61 43H60V45L62 46V45H64L65 44V42H66V38L62 41ZM15 43V44H14ZM9 44H14V45H12L14 48H16L17 49V46L20 48L19 50L21 51V53H20V51H19V55L17 54V56L19 57V60H18V58H17V56H16V58L15 59H17L16 61H18L17 63L15 62V59L13 58V60L11 59V56L9 57L10 59H11V61H10V59L9 58H7L9 55V52L11 53L12 51H11V49L10 48H8V45ZM57 45V46H58ZM58 46V47H61V46ZM11 46V45H10ZM11 46V47H12ZM56 45H55V49H57V51H56V53L58 52H61V51H58V47H57ZM57 47V48H56ZM62 47H64V46H62ZM68 47H69V45H68ZM14 48H12V50L14 49ZM29 48V49H28ZM49 48V47H48ZM51 48H52V53H54L55 52V50H53V44L51 45ZM50 48V49H51ZM66 48H67V46H66ZM70 49H71V46L69 47ZM69 48H67V50L69 49ZM16 49H14V50H16ZM44 49V48H43ZM60 50H62L61 48H59ZM18 50V49H17ZM26 50H29V51H26ZM54 51V52H53ZM64 51H65V49H64ZM14 53V52H13ZM18 53V52H17ZM28 53H31L30 55L28 54ZM38 53V52H37ZM39 53H41L42 54V52L40 51ZM46 53H48L47 52V50H46V52H45V54ZM69 53H70V55H69ZM10 55H13V54H10ZM21 55H22V57H21ZM28 55V56H27ZM48 55V54H47ZM46 55V56H47ZM25 56H27V57H25ZM38 56H39V54H38ZM42 56H43V54H42ZM46 56H43L44 58L46 57ZM55 56V53H54V55H53V57ZM74 56H76L75 54H74ZM74 56H73V58H74ZM264 56V55H263ZM42 57V58H43ZM51 57V56H50ZM72 57V56H71ZM23 58V59H22ZM38 58V57H37ZM41 58V59H42ZM43 58V59H44ZM55 58V57H54ZM53 58V59H54ZM73 58L71 59L72 61H73ZM42 59V60H43ZM48 59H49V57H48ZM48 59H46V60H48ZM53 59H49V61L50 60H52V62L51 63H53ZM264 59V58H263ZM31 60V61H30ZM45 60V59H44ZM44 60H43V62H44ZM45 60V61H46ZM75 60L77 61V59L75 58ZM261 60H262V58H261ZM38 61V60H37ZM48 61V62H49ZM75 61V69H77L78 68V66H77V62ZM259 61V60H258ZM263 61V60H262ZM23 62H25V65H24V63ZM74 62V61H73ZM16 63V65L17 66H19L18 68H14V64ZM37 64H40L41 63V61H38V62H36ZM35 63V64H36ZM264 63V62H263ZM58 64H61V61L58 63ZM73 64V63H72ZM27 65L28 66H30L29 68H30V74H29V76H30V78H29V76L26 74V72H25V69H24V67H26V68H28L27 67ZM41 65V64H40ZM39 65V66H40ZM46 65V64H45ZM259 65H261L260 67L261 68H263L264 69V67H262V64H261V61H260V64ZM264 65V64H263ZM12 66H13V68H12ZM42 66H43V68H42ZM42 66L40 67V68H42V70H43V72L44 71H46V69H45V67H44V64H42ZM59 66V67H58ZM68 66H69V64H68ZM58 67V68H57ZM73 67V66H72ZM72 67H71V69H72ZM92 67V66H91ZM94 68L93 69H95L94 71H92V69H90V70H88V69H85V71H88V73L90 74L91 72L90 71H92V73H94L95 75H94V77L92 78V73H91V75H89L88 74V76H91L90 77V80L92 79V82H93V80L94 79H96V78H98V80L100 81V79L101 78H99L100 77V73H99V71H97L99 74H98V77H95L96 76V73H95V71H96V67L95 66H93ZM28 68V69H29ZM59 69H61L60 71H58ZM67 69V68H66ZM66 69H64V71H66ZM74 69V70H75ZM32 70V71H31ZM41 69H40V71H42ZM98 70V69H97ZM99 70H100V68H99ZM8 71V72H7ZM55 71H57V73L55 72ZM76 71H78V70H76ZM84 71V72H85ZM52 72H54V73H56V75L58 76L57 77V81H56V78H54V80L56 81V84L58 83V79H59V82L61 81V80H63V83H65L64 85H66L67 87V90L68 91H66V89H65V92H64V94L66 93V92H69L70 90L69 89H71L72 91L71 92H69L70 94L73 92L74 93V91H78V93L79 94H76V96L74 97V94L72 93L71 95L69 94V95H67V96H69L70 98H68V99H70L69 101L70 102H68L67 103V101H65V100H63L64 102H66V104H67V106L68 105H72L73 107L72 108H74L76 111H78V112H76L75 113V110L73 111V109L72 108H69V109H67V106L65 107V104L63 105V102L61 103L62 105L60 106V107H62V106H64L66 109H67V113H70L71 115H69V114H67L66 112H64V113H66L67 115H69V118H67L68 120L67 121H73V118L74 117H76V118H74V122H76V120L77 121H79V123H77V124H79L78 126H80L79 128L76 126V127H73V123L72 124H69L68 122L66 123V124H69V125H66V126H68L66 129H67V131L70 129V132L68 131V133H69V141H70V139L72 138V137H74V135L73 134H71L72 133V131L75 133V132H78L79 131V133H75V135L76 134H78V135H76V136H80L81 134H82V137L84 138L83 140H87L86 142L84 141V143L85 144H87V146L86 145H84L82 142L83 141H80L79 140V142L78 141H76V142H74V143H76V146H78L79 145V143L81 144L82 143V145L84 146V148L85 147H88V148H90V149H92L93 151H95L96 150V153L95 152H93V154L92 153H87V151H88V148H85L87 151L84 153V151H85V149L83 150V146H81L80 147V145L78 146L79 147V149H78V147H77V149H75L76 151H78L79 150V153H80V148L83 150V152H81L80 154H78V153H76V155L78 156V158L81 156V158H82V153L83 154H89V155H92L91 157L89 156V155H85V157H87V158H95L96 159V161H93L96 165H97V169L99 170V169H101V170H99L98 172H97V174L95 173L97 170H96V165L93 163V165H95V167L93 166V165H91L92 163V160L90 161V160H88L87 158H85V159H83V161L84 162H82L81 163V159L79 160L78 158H76L75 157V159H73L74 157L73 156H71L72 158L70 159V155H73L74 154V152H73V150H74V148L73 147H76V146H73L72 145V147H70V149L71 148H73V150H71L72 151V153L70 152H67L66 153V151L65 150H68V149H65L64 150V146H63V148H62V144H61V138L59 137V135H58V133H60V130H58L57 131V129L59 128V126L61 125V126H65V125H62V121L63 120H61L60 121V125L58 126V124H57V128H56V124H55V120L54 119H56L55 117H57V116H55L54 117V113L52 114V112H51V115L48 117V119H49V121H51V124L55 127L54 128V131L56 132V134L54 133V132H52V130H53V126H50V124H49V122H48V120H47V122L45 121V119L43 118L44 116H42V112H43V109H45V108H41V104L43 103L42 101H43V97H45L46 95H45V93H46V90L48 89V88H45L46 90H45V92H43V88H41V90H42V92L44 93V94H42V93H40L41 92V90H38L37 88H38V85H37V77H40L39 75H42L43 76V78H45L44 76H46V75H48V77L51 79V77H53V76H55L56 77V75L55 74H52ZM101 72V71H100ZM33 73H34V75H33ZM72 73V72H71ZM66 75H67V71H66V73H65ZM65 74H63L64 76H65ZM74 74V73H73ZM83 74V73H82ZM81 74V75H82ZM258 74V73H257ZM51 77H50V76ZM53 75V76H52ZM62 75V74H61ZM62 75V78H65L64 76ZM28 76V79L26 78ZM32 76H34V78H32ZM41 76V77H42ZM76 76H78L79 77V74L78 75H76ZM83 77H84V75H82ZM87 75H85V77H88ZM256 76V75H255ZM262 76H263V74H262ZM82 77V78H83ZM261 77V76H260ZM264 77V76H263ZM47 78V77H46ZM39 79V78H38ZM48 79V78H47ZM50 79H48L49 80V82L51 83V81H50ZM72 79V78H71ZM86 79V78H85ZM10 80H12V85H15V89L14 90H16V91H18L17 89H23V87L25 88V86H26V92L30 89V91H31V93H30V95H29V97L28 98H30V102L28 103V105H27V103H25L24 104V102H27L28 100L27 99H24V102H23V104L24 105H26V106H24L23 104H22V102L21 101H23V100H20L19 98H17V101H16V103H15V100H14V102H12L13 101V99H15V96L14 97H11V95L10 94H15V92H11V90L9 91L7 88L10 86V85H7V83L10 81ZM51 80H53V79H51ZM87 80H89V78H87ZM46 80H44L43 82H45ZM72 81V80H71ZM96 81H97V79H96ZM53 82V81H52ZM1 83H4V85H2ZM10 83V84H11ZM45 83H48V82H45ZM44 83V84H45ZM50 83H48V84H50ZM99 83V82H98ZM98 83H95V81H94V84L96 85V84H98ZM41 85V84H40ZM47 85V84H46ZM60 85H61V83H60ZM23 86V87H22ZM51 86V88L53 87V84L52 85H50ZM57 86V85H56ZM84 86V87H83ZM97 86H99V85H97ZM257 86V85H256ZM44 87V86H43ZM46 87V86H45ZM48 87V86H47ZM65 87V86H64ZM63 87V88H64ZM70 87V88H69ZM71 87H73V88H71ZM86 87H88V89L86 88ZM263 87V86H262ZM262 87H261V90H262ZM28 88V89H27ZM40 88V87H39ZM69 88V89H68ZM37 89V90H36ZM50 89V88H49ZM57 88L55 87L54 89H53V93H54V90H56ZM59 89V88H58ZM87 89V90H86ZM251 89V88H250ZM254 89H256V88H254ZM259 89H260V87H259ZM258 89V90H259ZM263 89H264V87H263ZM50 90H52V89H50ZM25 91V90H24ZM57 91V90H56ZM59 91V90H58ZM77 91H76V93H77ZM90 91H91V93H90ZM253 91V90H252ZM8 92L10 93L9 94V96H8ZM47 92H48V90H47ZM49 92H51V91H49ZM86 92V93H87ZM254 92V91H253ZM252 92V93H253ZM260 91H258V93H259ZM52 93V94H53ZM62 93V92H61ZM94 93V92H93ZM93 93H92V95L91 96H93ZM255 93V92H254ZM39 94H41V96H39ZM42 95H43V97H42ZM55 95H57V93L55 94ZM54 95V96H55ZM59 95H62V94H59ZM257 94H255V96H256ZM50 96V95H49ZM53 95H51V97H52ZM53 96V97H54ZM80 98H79V97ZM82 96V97H81ZM250 96V95H249ZM261 96V95H260ZM18 97V96H17ZM52 97V100L54 99ZM63 97H65V96H63ZM74 97V98H73ZM77 97V99H75ZM263 97H264V94H263ZM12 98V99H11ZM23 98V97H22ZM61 98V97H60ZM60 98H58L59 100H60ZM260 97H258L257 99H259ZM10 99L12 100V101H10ZM46 100H48V97H46L45 98ZM61 99H63V98H61ZM65 99V98H64ZM81 99V100H80ZM252 100L254 99V98H251ZM256 99V98H255ZM254 99V101H256ZM18 100H19V102H18ZM26 100V101H25ZM50 100V99H49ZM55 100V99H54ZM58 100V101H59ZM72 100V101H71ZM45 102V101H44ZM50 102V101H49ZM49 102H47L46 101V103H48L47 105L49 106L50 105V107H51V104L49 103ZM55 102H56V100H55ZM75 102V103H74ZM84 102H83V104H81V106H82V110L84 111L85 110V108H87L86 107V104H85V106H84ZM11 103H14V105H15V107H16V105H17V107H18V105H19V107L18 108H14V106L11 104ZM46 103H45V105H46ZM53 103V102H52ZM72 103V104H71ZM74 103V104H73ZM251 103H252V101H251ZM254 103V102H253ZM9 104H11V105H9ZM75 104H77L76 106H75ZM91 104V105H90ZM254 104H257V102H255ZM258 104H259V102H258ZM258 104L255 106V107H257V109H258ZM55 104H53L52 106H54ZM57 105H60L59 103H57ZM253 105V104H252ZM251 104H250V106H252ZM252 107L251 108V110L253 109L254 111H255V107ZM58 108V107H52V108H58V109H60L61 110V108ZM64 107H62V111H63V109H65ZM69 107V106H68ZM261 107V106H260ZM263 107V106H262ZM261 107V108H262ZM6 108H8V111H7V109ZM32 108V109H31ZM33 108H35L34 109V113H33ZM84 108V109H83ZM255 108V109H254ZM260 108V109H261ZM6 109V110H5ZM41 109H42V111H41ZM57 109V110H58ZM66 109H65V111H66ZM70 109H72V111H73V115H72V113H71V111H70ZM256 109V110H257ZM264 109V108H263ZM54 110V109H53ZM56 109H55V112L57 111ZM69 110V111H68ZM86 110H88V111H86V112H88L89 113V115H92L91 114V110H92V108L91 109H86ZM250 110V109H249ZM259 110V109H258ZM258 110H257V112H258ZM45 111V110H44ZM261 111V110H260ZM39 112V113H38ZM41 112V113H40ZM50 112V111H49ZM61 111H58L57 113H56V115H58V113H60ZM257 112L255 113V114H257ZM37 113L40 115H37ZM250 113H253V112H251L250 111ZM253 113V114H254ZM36 114V115H35ZM44 114V113H43ZM66 114H64V116H61L62 115V112L60 113V116L62 117V119H65L66 117H65V115ZM252 114V115H253ZM76 115V116H75ZM94 115H97V113H96V111H95V113H94ZM252 115H250V117L251 118H255L256 119V115L255 116H252ZM259 115H260V112H259ZM264 115V114H263ZM72 116H74L73 118H71ZM80 116V114L78 115V117ZM93 116V115H92ZM91 116V118H93L94 119V116L92 117ZM257 116H258V114H257ZM261 116V115H260ZM39 117H42L41 119L39 118ZM64 117V118H63ZM84 117V118H83ZM249 117V118H250ZM14 119L13 121H14V123L13 124H8V123H10L11 122V119ZM47 118V117H46ZM57 118H60V117H57ZM86 118H87V121L86 122H88V123H85V120H86ZM253 118V119H254ZM42 119L44 120V121H42ZM61 119V118H60ZM70 119V120H69ZM76 119V120H75ZM85 119V120H84ZM8 121V120H10V122L8 121V123H6V122H4V121ZM58 120V119H57ZM83 120V121H82ZM241 120V119H240ZM239 120V121H240ZM264 120V119H263ZM43 123V125H42V123ZM59 121V120H58ZM243 121H245V118H242V120H241V122L243 123V124H246V123H251V122H253L254 121V124L253 125H255V120H253V121H246L245 123L243 122ZM93 122V125H90L91 123ZM240 122V123H241ZM257 122V121H256ZM261 122H263V121H261ZM260 122V123H261ZM45 123H47L48 124V126H46V124ZM65 123H63V124H65ZM84 123V124H83ZM220 123V122H219ZM229 123V122H228ZM227 123V125H229ZM239 123V124H240ZM45 124V125H44ZM85 124H87V125H85ZM221 124V123H220ZM252 124V123H251ZM42 125V126H41ZM72 127H71V126ZM81 125H85V127L84 126H81ZM141 125V124H140ZM139 125V126H140ZM226 125V124H225ZM226 125V126H227ZM241 125V124H240ZM250 125V124H249ZM253 125L251 126L250 125V127H251V130L253 131ZM257 125V126H256ZM255 126H254V129H255V127H257L258 128V125H261V124H258V122H257V124H256ZM262 125H263V123H262ZM261 125V126H262ZM43 126H44V129H43ZM47 127V129L48 130H50V127H52L51 128V132L52 133H54L56 136H55V142L56 141H58V139H60L59 141H60V143H58V142H56V144L55 143H53V142H50V143H52V145L54 144V146H52V147H54V149H53V151H51V149H49V148H51L50 147V144H49V142L47 143L46 141H44L43 139H44V132H45V128ZM50 126V127H49ZM69 126H70V128H69ZM89 126V127H88ZM90 126H92V127H90ZM217 126V125H216ZM219 127H221V129H222V126H220V125H218ZM49 127V128H48ZM82 127H83V129H82ZM88 127V128H87ZM112 127V128H111ZM63 128H65V127H62V129ZM69 128V129H68ZM72 128H73V130H72ZM74 128L76 129V130H74ZM81 128V129H80ZM85 128V129H84ZM90 128V129H89ZM102 128V129H101ZM114 128H116V130L114 129ZM119 128V129H118ZM141 128V127H140ZM228 128V127H227ZM264 129V127L262 126L260 129ZM77 129H79V130H77ZM93 129V130H92ZM105 129V130H104ZM111 129V130H110ZM219 129V128H218ZM218 129H217V127H216V129L215 130H217V132H218ZM221 129H219L220 131H222ZM260 129H255V132H258L259 134L258 135H256L255 133H253V132H249V131H251V130H248V132L251 134H253V136H258V137H260L259 135L261 134V136H262V131H263V129H262V131L260 130ZM64 130V129H63ZM72 130V131H71ZM84 130V131H83ZM86 130V131H85ZM87 130H88V132H87ZM107 130H109V131H107ZM214 130V129H213ZM225 130L226 129H224L223 128V132H225ZM258 130V131H257ZM259 130H260V132H259ZM89 131H90V134H89ZM91 131H92V133H91ZM219 131V132H220ZM50 132V133H51ZM64 131H62L61 133H63ZM80 132H81V134H80ZM118 132V133H117ZM51 133V134H52ZM65 134H64V140L66 141V138H68V137H66L65 138V135H67V133L66 132H64ZM84 133V134H83ZM86 133H87V135H86ZM106 133V134H107ZM215 133V132H214ZM249 133H247V135L248 136H250L249 135ZM80 134V135H79ZM216 134H220V133H216ZM214 135V136H217L216 137V139L217 138H219L218 137V135ZM221 134H224V133H222L221 132ZM220 134V135H221ZM70 135H73V136H70ZM84 135H85V137H84ZM88 135H90L89 137H88ZM208 136V138H209V141L212 139V137L209 135V133L207 134ZM246 135V136H247ZM53 136V135H52ZM86 136H87V138H86ZM247 136V137H248ZM253 136H250L251 137V139H252V137ZM263 136H264V134H263ZM262 136V137H263ZM43 139H42V138ZM63 137V136H62ZM82 137L80 136V139L82 140ZM222 137H224V136H220V138L222 139ZM258 137H257V139H258ZM79 138V137H78ZM86 138V139H85ZM211 138V139H210ZM225 138H227V136H226V134H225ZM75 140H77V137L76 138H74ZM73 139V140H74ZM89 139H90V141H89ZM91 139H93V142L91 143ZM105 139V140H104ZM107 139H109L108 141H106ZM129 139H131V138H129ZM129 139H127L126 141L127 142H125V143H128L129 145H132V141L131 140H129ZM221 139H219L220 140V142L222 141V142H224V138H223V140H221ZM248 139V138H247ZM254 139H256V137L254 138ZM260 139V138H259ZM262 139H264V138H262ZM53 140H54V138H53ZM63 140V139H62ZM73 140H72V143H73ZM104 140V141H103ZM110 140H112V141H110ZM129 140V141H128ZM183 140H184V138H183ZM189 140H191V139H188V141ZM196 140H197V138H196ZM207 140V139H206ZM212 140H215L214 139V137H213V139ZM211 140V142L209 143V142H202V143H204V145L203 144H201L200 142V144H201V147H203L202 149L204 150V157L206 156V152L207 151H210L211 153H214L212 150L214 149H212V146H214V143H215V141L213 142ZM228 141L229 139H225V141ZM261 140V139H260ZM98 141H100V142H98ZM103 141V142H102ZM116 142V144H114L113 142ZM251 141H253V140H251ZM64 142V141H63ZM102 142V143H101ZM105 142V144L103 145V143ZM107 142H111L110 144L111 145H109V143H107ZM191 143H192V141H190ZM197 142V141H196ZM216 142H219L218 141V139H217V141ZM231 141L229 140L228 141V143L226 144V143H224V144H226V145H228V144H230L229 146H226V148H227V150H229V147H231L232 145H231V143H230ZM244 142H246L245 140H244ZM249 142H250V140H249ZM258 143H260L261 141H257ZM27 143V144H26ZM67 143H68V141H67ZM70 143H71V141H70ZM73 143V144H74ZM77 143H78V145H77ZM93 143H94V145H93ZM97 143V144H96ZM101 143V144H100ZM117 143L119 144V145H117ZM183 143H184V141H183ZM208 143V144H207ZM213 143V144H212ZM247 143V142H246ZM48 144H49V147H48ZM61 144V145H60ZM100 145V147H99V145ZM112 144H113V148H112ZM161 144L162 143H160L159 144V148H161L162 146H161ZM195 144V143H194ZM210 144V145H209ZM219 144V143H218ZM261 144H262V142H261ZM60 145V146H59ZM65 145H67V144H65ZM68 145H69V143H68ZM90 145V146H89ZM94 147H93V146ZM109 145L110 147H111V149H110V147L108 148L107 146ZM208 147H207V146ZM249 145V144H248ZM47 148H46V147ZM71 146V145H70ZM211 148H210V147ZM34 147V148H33ZM45 147V148H44ZM107 147V148H106ZM117 147H115V150L117 149V151L119 152V150H121L120 151V153L121 152H123L122 150L124 149H120L121 148V145H120V147H119V149L117 148ZM204 147H206L207 149L205 150V148ZM219 147V146H218ZM233 148H234V151H235V149H236V151L239 149V153L237 152V154L235 155V153L234 154H231V153H229V152H232V149L231 150H229V151H227V153H229V156H227V155H223V153L222 152H220L219 151V157H221L222 155L223 156H227V159L229 158V157H233V156H240L239 158H241V159H243L242 158V156H243V154L240 152V147L239 146H237V147H235L234 145L232 146ZM250 147H251V149H252V146H251V144H250ZM43 148H44V150H47L48 151V149H49V152H50V154L47 152V156H43V154L46 152V151H44L43 150ZM65 148H67V146L65 147ZM89 149V152L90 151H92V150H90ZM110 149V150H109ZM128 149V148H127ZM133 149V150H132ZM131 150H129V151H131V152H133V151H135L134 150V147L132 148ZM138 149V148H137ZM183 148L181 147V150H182ZM209 149H211V150H209ZM219 149H220V147H219ZM223 149H225V146H224V148L222 147L221 148V150H223ZM54 150H55V152H54ZM102 150V149H101ZM253 150V149H252ZM42 151H44V153H42ZM148 151V150H147ZM183 151V150H182ZM226 151V150H225ZM225 151H223L224 152V154L226 153ZM251 151V150H250ZM111 152H112V155H113V153H115L116 154V156H115V154H114V156H112L111 155ZM192 152H194V150H192ZM192 152H190V150H187V151H185V154L186 153H190V154H188L185 158H184V156H183V153H182V155L180 156H177L179 159H181V158H184V159H181L180 160V163L182 162V160H184V162H186V161H188L187 163H184V162H182L183 164H184V166H182L183 168H180V166H178V161L179 160H177L176 162H174V163H172L173 162V160H166V162L168 161V163H166L165 161V163L164 162H161V163H158L159 161H158V159H157V161H156V164H159V165H165V164H170V166L171 167H168L169 169H170V172L172 173H174V174H176L175 176H178L177 175V173L179 174L180 172H182V174L180 173L179 175L180 176H182L183 174H185L184 176H188L189 175V177L191 176L190 174H186L185 172L183 173V171H182V169H185V167H186V170H187V164H188V170H195V168H197L196 166L197 165H199V163L201 162L200 160H199V154L197 153V152H194L195 153V155H196V153H197V155H196V157L198 156V163H197V161L195 162L194 161V154L192 153ZM252 152V151H251ZM69 153V154H68ZM134 153V152H133ZM135 153H137V150L135 151ZM147 153V152H146ZM208 153V152H207ZM211 153H208V154H210L211 156H209V158L210 159H208L209 161L210 160H213L212 158H215V153L213 154V156H212V154ZM221 153H222V155H221ZM226 153V154H227ZM258 153H260V154H258ZM258 153H256V155H258V157H260V155H261V151H259ZM46 154V153H45ZM122 154V153H121ZM162 154V153H161ZM165 154V153H164ZM207 154V155H208ZM239 154V155H238ZM242 156H241V155ZM249 153H246L245 154V156L246 155H248ZM75 155V156H76ZM111 156V157H108V156ZM120 155V154H119ZM140 155V154H139ZM146 155H148V156H152L149 152L146 154ZM163 155V154H162ZM193 155V156H192ZM221 155V156H220ZM231 155H233V156H231ZM137 156V155H136ZM183 156V157H182ZM253 156V155H252ZM251 156V154H250V156L248 155V156H246V158L248 157V162H249V160L251 159H253V158H251L252 157ZM117 157V158H116ZM155 157H157L156 155H155ZM169 157V156H168ZM176 157V156H175ZM176 157V158H177ZM181 157V158H180ZM191 157H193V158H191ZM208 157V156H207ZM212 157V158H211ZM249 157H250V159H249ZM262 155H261V157H260V160L261 161H263L262 160ZM116 158V160L114 161V159ZM119 158V159H118ZM153 158V157H152ZM158 158V157H157ZM175 158V159H176ZM191 158V159H190ZM206 158V157H205ZM205 158H204V160H205ZM222 158H224V157H222ZM231 158H229L228 160H231ZM245 158V157H244ZM246 158H245V160H246ZM264 158V157H263ZM73 159V160H72ZM86 159L88 160V162L90 161V163H88V165L90 164V168H95V174H96V176H101V178H97V179H99V181L100 182H97V184L95 183V180H94V178L92 177V175H94V174H92V172L91 173H89L90 171H89V168H88V171H87V173H89V174H87L88 176L90 175V174H92L91 175V177L93 178V181H94V183L96 184V186L99 184V186H97L98 188L100 187V183H101V187L102 188H99V189H102L101 191H98V192H100L99 194H97L96 195V197L98 196V197H100V198H94V193L96 194L97 192L96 191H94L95 189H94V187L96 188V186L94 185V187L91 185V184H89L88 182H89V180L90 179H86L85 178V170H83L82 168L84 167V166H86L87 167V165H84V164H87L86 163ZM95 159H93V160H95ZM137 159V158H136ZM187 159V160H186ZM216 159V158H215ZM225 159H226V157H225ZM224 159V160H225ZM236 159H237V157H236ZM235 159V160H236ZM257 160H258V158H256ZM99 160H100V157H99ZM110 160V161H111ZM118 160V161H117ZM147 161H146V166H148L147 168L148 169H150V167H156V165H155V163L153 162V163H151L152 161L150 160V158L149 159H146ZM156 159H153V161H155ZM223 160V159H222ZM222 160L219 158V160H218V162H217V160H215V164L214 163H211V162H208V163H210L211 164V166H210V164H207V167H206V165L204 166L203 164V162H202V164H201V169H199V170H202V168H203V172L202 173H204L203 175H205V176H209L208 174H210V176L211 177H214L215 176V178H212L214 181H213V183H215L214 184V186L215 185H217L216 187H214V186H212V182H210L209 180H212V179H210V176L209 177H205L204 179H202V178H200L199 177V174L198 173H195L196 171H198V168H200L199 166H198V168H197V170H193V172L195 173V176H198L197 177V180H196V178H194V181H196L197 183H195L194 184V186H198V188H197V186L194 188V186L192 185L193 184V180L191 181L192 182V184H191V186H192V191H195V189L197 190H199L200 189V187H202L200 190H205L203 187H205L206 188V192L208 193V195L206 194V192H204L203 190H202V192L203 193H205L206 195H204L203 193H201L200 194V197H197V196H199L198 194V190L196 191V193H198V194H196L195 192V194L194 193H191L190 194V192H191V190H190V192L189 191H186V189L184 188L185 187V185H186V182L185 181H188L187 180V178L186 179H182L183 181H182V184H183V182H184V184L185 185H183V187H182V185H180L181 184V180H180V178L179 177H176L177 179H173L172 177V175H170L169 174V178L171 179V182L169 181V179H168V177H166L165 176V167H166V165L163 167V166H161V168L163 167L164 168V171H163V173H161L160 175H158V173H156L155 174V172L154 173H150V174H147L146 172L145 173H143L144 172V169H143V171L140 173V175H144V176H146L147 178H149V176H152L153 175V177H152V179H154V177L155 178H157V177H163V179L164 180H166V178H167V185L169 184L168 182H170V183H172V181L174 180V182H177V180H178V178H179V181L178 182H180V183H175V185L177 184V187L174 185V183H172V185L170 186V187H172V189H174L173 187H176V188H180L179 190L181 191V192H179L180 194L182 193V194H184V196L186 197V196H188V197H186V198H188V199H186V198H184V199H182V200H184V201H186V200H189L188 201V203H187V201H186V207H184L183 206V204H184V202L180 199V201H179V199H177L178 197L180 198V196H178L177 197V195H176V201H175V204L179 201L180 203H182V205L179 203V205H178V207L177 208H179L178 210H180L181 209V212H182V215L180 214V213H175V210L177 209H175V207L173 206L174 205V203H171V204H169L171 207H174L172 210H171V208H170V211H173L172 213H175L174 214V216H176V214L179 216V217H181L182 218V216H183V218H184V221L185 220H187V221H185L184 223H185V225H183V226H185V228L184 229H182V231H172L171 230V232H174V239L173 240H169V241H162V239H160V238H158V236H157V234H160V229L158 230L159 232H155L156 234H152L150 237H151V240H152V242H151V247H150V245L148 244V243H150V239H149V237L147 238V237H144L143 238V233H141V231H139L138 232V230H137V225L139 224L140 225V223H137V222H139V219H140V217L142 216V215H144L143 216V218L145 219V221L146 222H143L142 224H144V226H146V224L147 223H151V225H149V224H147V226H151L152 228H155V227H153V225L155 224V223H158V225L160 224V225H162V224H164L165 222H166V220L164 221V219H165V217L163 218V220H161L162 219V216H160L161 214V212L163 211H161L160 210V213H158L159 215H157V216H159V217H155V218H160L159 219V222L158 221H155V223L153 224L152 223V221H154L155 220V218L153 217L154 215H153V213H150V208H149V213L150 214H152V216L151 215H149V214H147L148 213V211H147V213H146V217L147 218H149L150 220H152L151 222H147V218H145V211L147 210H144L142 213V215L140 216V215H136L137 213H136V211H134V208H133V206H132V204L133 205H136L137 206V204H135V202L129 197V195L128 194H130V190L128 189V187H126L128 184L126 183V185H125V187H124V182H121V181H123V180H121L120 179V177L121 178H123V175H119V174H121V173H125V172H123V171H120V173L118 174L119 176H118V178H119V180L117 179L116 180V182H120L121 184H118V186L119 185H123V186H121V187H124L123 189H124V191H123V189H121V187H120V194H123V196H121V197H123L124 198V200H125V202H127V200L125 199V197L127 196V197H129L131 200H129L128 201V203H127V208H129L130 207V205H131V207L132 208H130L129 210H130V214H132V215H130L129 213H128V215H130L129 216V218H127L128 217V215L126 216V218L128 219V221L126 222L123 218H120L119 216H121V217H123V214L124 213H121V215H118L117 214V216H118V221L121 223V224H125V222H126V226H127V224L129 225V219H132V218H134L135 216H136V218H138V219H136V218H134V219H132L131 221H133L134 220V222H130L131 223V225L133 224L134 226H136L133 230H137V232H138V234L140 233V235H141V239L139 238V236H137L139 239L137 240V237L136 238H133V240H126L127 239V237H124V242H119L120 240H121V238H123V236H121V235H123L124 233V230L125 229H123V228H121L120 227V235H119V238L120 239H118L116 236H115V234L117 235V233H115L114 234V237H116L118 240H116V238H114L113 236H112V238L113 239H115L114 241L115 242H119L120 244H123L124 245V243H125V241H128V245L129 244H132V243H134V246H136V248H139V249H141V250H139V249H137V250H135L136 248L133 246V249H131V247H132V245H131V247L129 248L130 250H127L128 249V247H127V242L125 243V245H124V248H125V251H121L122 253L121 254H119V256L117 257L118 258V260H117V262H119V264H121V263H123V264H127V263H129L131 260L132 261H134L136 264H203L202 263V261L201 260H206L204 263L205 264H207V262L208 261H210L209 259L211 258V257H214V255L216 256V255H218V253L219 252H221V251H219L218 252V250L220 249V245L222 244L223 245V242H225L224 240L222 241V240H220L219 238H221V239H230V238H232L231 236L233 235V236H235L236 238L235 239H237L238 240V242H237V244H236V248H233V249H231V250H227V249H230V247L228 246V248H226L225 247V249H226V251L224 252V253H222V257H220L221 256V254L220 255H218V258H223V261L224 262H222V264H264V215H263V217L260 215V214H258V213H255V212H257L262 206H263V208H264V202L262 201L261 203H262V205L261 206H257V205H254V204H258V205H260L259 204V202L258 201H256L255 202V198L256 197H258V196H256L254 199H252V197H251V195H253V193H251V192H249V191H251V189H252V192L254 191L253 190V188H251V185H252V187L254 186V181L253 180H250L249 182V184H248V180L249 179H251V178H247L246 176L244 177V178H247L246 180L247 181H245V179H244V181L245 182H243L242 184H240L239 182L236 184V185H234L233 186V184H231V183H233V181L234 180H239V178H243V176H241L240 174V177L239 178H237L236 179V177L235 176H233L232 174H233V171H232V169L229 167V169H231V170H228V172L229 171H232L231 172V174H230V172H229V179L231 178V180H233L232 179V177H234L235 179L230 183L229 181H227V183L228 184H230L229 186H228V188L227 189H229V194L227 195L226 194V192H225V190H223V189H226V187H224V186H226L227 184H225L224 183V181H226L227 180V178L225 177V180L223 179L224 178V176H227L228 177V173H227V171H225L226 169H223V168H225L224 166L226 165V166H232L231 164L233 163H231L230 165L229 164H224V163H229L228 162V160H226V162L224 161V163H222V165H217L216 166V162H217V164L219 163V161H220V163L222 162ZM232 160H234V158L232 159ZM239 160V159H238ZM238 160L235 162V164L238 162ZM245 160H243L244 162H245ZM250 160V161H251ZM254 160H255V157H254ZM73 162L74 163V161H75V164L73 165L72 163H69V162ZM117 161V162H116ZM192 161H194V162H192ZM200 161V162H199ZM261 161H258V163L256 162V168H260V166H261V169H262V173L264 172V162H263V164L262 163H260ZM100 162V161H99ZM114 162H116L115 164H114ZM118 162H120V164L118 163ZM213 162V161H212ZM231 162V161H230ZM248 162H247V164H248ZM134 163V162H133ZM181 163V164H182ZM190 163H192V164H190ZM238 163H240L241 164V161H239ZM237 163V165H239ZM252 162H251V164H253ZM259 163L260 164H262V165H259ZM70 164H72V167H71V165ZM152 166H151V165ZM182 164V165H183ZM186 164V165H185ZM190 164V165H189ZM196 166H195V165ZM234 164V163H233ZM250 164V163H249ZM259 165V167H257L258 165ZM83 165V166H82ZM109 165V166H110ZM119 165V166H118ZM153 165H155V166H153ZM213 165V166H212ZM237 165H235L236 166V168L238 169L239 167H240V165H239V167L237 166ZM93 166V167H92ZM108 166V167H109ZM119 168H118V167ZM172 166L173 167H175V170L177 171H175L174 170V168L172 169ZM177 166L179 167V168H177ZM190 166V167H189ZM191 166L192 167H194L195 166V168H191ZM215 166V167H214ZM218 166H222L223 168H221V167H218ZM247 166V165H246ZM250 166V165H249ZM55 167V170H57V168L59 169V172L61 173H59L58 171H57V174L58 175H60V177L57 175V179L56 180H52V179H50V178H54L56 175V171H55V174L53 173L52 174V169ZM57 167V168H56ZM82 167V168H81ZM107 167V168H108ZM245 167V166H244ZM248 167V166H247ZM247 167H245V169L247 170L248 168ZM145 168V167H144ZM191 168V169H190ZM207 168V169H206ZM215 168V169H214ZM218 168V169H217ZM233 168V167H232ZM235 168V167H234ZM235 168V169H236ZM243 167H241V169H242ZM86 169V168H85ZM131 168H129L127 171L128 172H130V171H132V170H130ZM181 169V171H179ZM209 169V170H208ZM221 169V170H220ZM235 169H233V170H235ZM236 169V170H237ZM241 169H239L240 170V173H241ZM258 169H257V171H258ZM151 170V169H150ZM149 170V171H150ZM163 170V169H162ZM192 170L189 172V173H191L192 172ZM212 170H219V171H212ZM222 170H224L227 174H225ZM236 170L234 171L235 172V174L234 175H236L237 177H238V173H239V170H237L238 171V173L236 172ZM245 170V171H246ZM134 171V170H133ZM147 171V170H146ZM157 171V170H156ZM161 170L159 169V172H160ZM166 171H168V170H166ZM209 171V172H208ZM211 171V172H210ZM50 172H51V174H50ZM117 172V173H116ZM188 172V171H187ZM208 172V173H207ZM218 172H220V173H222V174H224V176H223V178H221L220 176L221 175H219L220 173H218ZM260 172V171H259ZM259 172H257L258 174H260ZM132 173V172H131ZM215 173V174H214ZM247 173H249L250 174V172L248 171ZM116 174V175H115ZM135 174H137V173H135ZM155 174V175H154ZM191 174H193V173H191ZM197 174V175H196ZM207 174V175H206ZM212 174V175H211ZM248 174V175H249ZM264 174V173H263ZM259 175V179L261 178V183H262V186H263V188H264V183L262 182L264 179V177L262 178L261 176H264V175ZM49 175H51V176H53V177H49ZM166 175H168V174H166ZM251 175V174H250ZM174 176V177H175ZM193 177H195L194 175H192ZM90 176H89V178H91ZM108 177H109V175H108ZM129 177H131V175H129ZM183 177V176H182ZM219 177V178H218ZM249 177H252V176H249ZM91 178V179H92ZM133 178V177H132ZM220 178L221 179H223V183L225 184H223V183H221V181L222 180H220ZM96 179V178H95ZM97 179H96V181H97ZM109 179V178H108ZM111 179H113V178H111ZM113 179V180H114ZM130 179V178H129ZM134 179H135V177H134ZM190 180L192 179V178H189ZM201 179V180H200ZM205 179H207V180H205ZM219 179V180H218ZM228 179V180H229ZM52 180V181H51ZM86 180H88V182H86ZM113 180H111V185H113ZM141 179H139V181H140ZM144 180V179H143ZM155 180V179H154ZM157 180L158 181H162V179L161 178H157L156 179V182H157ZM199 180V181H198ZM219 181V183H217V181ZM242 180V179H241ZM92 180H91V182H93ZM103 181H105L106 182V184L105 185H107L108 183V181L106 180V179H103ZM137 181H138V178H137ZM137 181H134L133 183H132V186L131 187H134V188H136L135 186L138 184V186H140V188L138 189V186H137V188L136 189H134V190H132V188H131V190H132V192H134V191H136L137 189V191L136 192H140V195H141V193L144 195V193H146L145 195H149L150 196V193H151V191H149L148 189H145V190H143V188L141 187V185L137 182ZM209 181V182H208ZM243 181V180H242ZM252 181V182H251ZM190 182V181H189ZM199 182V183H198ZM201 182H203V185L201 184V186H200V183ZM234 182H237V181H234ZM93 183V184H94ZM163 183V182H162ZM161 183V184H162ZM205 183H207V184H205ZM211 183V184H210ZM252 183V184H251ZM260 183V184H261ZM178 184L180 185V187H178ZM199 184V185H198ZM209 184H210V186L212 187L211 189L213 190V192H214V190H216L215 192H214V194L213 193H211V196L214 198V199H216V201L218 202L217 204H216V208H214V207H212V206H214V205H212L211 207H212V210H207L208 212L210 211V213H208V215L207 214H205V217H204V214H199L198 216H200L201 217V219H203L204 218V220L202 221V223L200 222V224H199V221H197L198 223H194V224H192L193 222H191V225H189L190 223H189V221H190V219L192 218L193 219V221H196V219L198 218H193V217H195L196 215H194V213L196 214V210L199 212V210H201L202 211V213L204 212L203 210H204V208L202 209L201 208V204H203V202L204 201H206L207 202V200L208 199H206V198H203L202 200H204V201H202L201 200V198H202V196L204 195V197H207V196H209V193L210 192H208L209 190L211 191V189H210V186H209ZM219 184H221L220 186H219ZM222 184H223V186H222ZM235 184V183H234ZM248 184V185H247ZM135 185V186H134ZM170 185V184H169ZM169 185H168V187H169ZM188 185H189V183H188ZM205 185V186H204ZM118 186H116V187H114V185H113V187L115 188V191H118L117 189H119V188H117ZM129 186H130V184H129ZM187 186V185H186ZM200 186V187H199ZM207 186V187H206ZM261 186V185H260ZM262 186L260 187L261 189H262ZM106 188H107V186H105ZM113 187H112V190H111V188L110 189H108L109 191L111 190L112 192H113ZM144 187H146L145 185H144ZM161 187H163L162 185H161ZM167 187V189H169L170 190V188H168ZM190 187V186H189ZM188 187V188H189ZM214 187V188H213ZM222 187H224V188H222ZM230 187V188H229ZM246 187H248V189H250V190H248L247 189V191H246ZM250 187V188H249ZM97 188V189H98ZM142 188V189H141ZM148 188V187H147ZM159 188V187H158ZM166 188V187H165ZM165 188H162V189H158V191H156V193H160L161 192V190H166ZM175 188V189H176ZM191 188V187H190ZM194 188V189H193ZM209 188V189H208ZM256 188V187H255ZM98 189V190H99ZM173 190V194H172V197L174 198L175 197V195H174V193L176 192V190H178V189H176V190ZM183 189V190H182ZM221 190L222 189V191H221V193L222 192H225L224 193V195H222V197L220 196L221 195V193L220 192H218V190ZM226 189V190H227ZM241 189V190H240ZM127 190H129V191H127ZM162 191L161 193L162 194H164L165 193V191ZM178 190V191H179ZM185 190V191H184ZM94 191V192H93ZM103 191V192H102ZM146 191V192H145ZM153 191V190H152ZM168 191V190H167ZM175 191V192H174ZM183 191L185 192V193H183ZM240 191H242L243 193H240ZM261 191H263V190H261ZM260 191V193H262ZM106 192H108V191H105V193ZM111 192V193H112ZM128 192V193H127ZM148 192H149V194H148ZM169 192V191H168ZM258 192V191H257ZM257 192H255L254 191V194L255 193H257ZM104 193V194H105ZM110 192L109 193H107V197L108 198H110V199H112L111 198V196H109L110 194H111ZM124 193H125V196H124ZM178 193V192H177ZM188 193V194H187ZM103 194V195H104ZM113 194L115 195V198H118L119 196H120V194H115L114 192H113ZM112 194V195H113ZM133 194V193H132ZM135 194L137 195L138 193H134V195H131V196H135ZM154 194V193H153ZM152 194V196H150V197H152V198H150V197H147V196H144V198H148L149 200L151 199V200H153V198L155 199V196L156 195H153ZM168 194V193H167ZM170 194V193H169ZM176 194V193H175ZM194 194V195H193ZM223 194V193H222ZM240 194H241V196H240ZM247 194H251L250 195V199H252L253 201H254V204H252L253 202H251V201H248V198H247V196H249V195H247ZM263 194H264V192H263ZM116 195H118L117 197H116ZM143 195H141L140 196V198L141 197H143ZM164 195H166V194H164ZM171 195V194H170ZM174 195V196H173ZM189 195H190V197L192 196L193 198H194V196H195V200L192 198H190L189 197ZM214 195V196H213ZM244 195V196H243ZM258 195V194H257ZM102 196V197H101ZM138 196V198H139V194L137 195ZM158 196V200H160V202H162L161 201V199L159 198V194L157 195ZM156 196V197H157ZM245 196H246V198H245ZM253 196H255V195H253ZM93 197V198H92ZM126 197V198H127ZM170 197V196H169ZM221 197V198H220ZM263 197H264V195H263ZM262 197V198H263ZM139 198V199H140ZM164 198V196L162 197V199ZM169 199L168 198V196H166L164 199ZM171 198V197H170ZM198 200H197V199ZM259 198V197H258ZM258 198H256V199H258ZM261 197L259 198L260 200L262 199ZM104 199V198H103ZM114 199V198H113ZM164 199H163V201H164ZM172 199V198H171ZM199 199H200V201H199ZM249 199V200H250ZM258 199V200H259ZM117 200V199H116ZM148 200V201H149ZM157 200V198H156V200H155V203H157L156 201H158ZM172 200H175V199H172ZM171 200V201H172ZM263 200V199H262ZM58 201H62V203L60 202L59 204H62L61 206H64V208L62 207L61 209H59V207H60V205L59 204H57V202ZM108 201H109V199H108ZM154 201V200H153ZM182 201V202H181ZM191 201V202H190ZM196 201H198V202H196ZM202 201V202H201ZM246 201H247V203H246ZM113 202V203H112ZM119 202L120 203H118V201L117 202H114V201H109V203L111 204V205H113L114 203H116L115 204V206H116V208H117V210H115L116 208H114V207H112V209L114 208V210H115V212L117 211L118 212V209H119V206L121 205V204H123L124 202H121V198H120V200H119ZM130 202H131V204H130ZM168 202V201H167ZM190 202V203H189ZM258 202V203H257ZM154 203V204H155ZM164 203V202H163ZM166 203V202H165ZM169 203H170V201H169ZM194 203H195V205H194ZM199 203V204H198ZM208 203V202H207ZM207 203H205V204H207ZM98 204H100V205H98ZM109 204V205H110ZM118 204H119V206H118ZM158 204H162V203H159L158 202ZM197 204H198V207H197ZM203 205L204 207L206 206V205ZM212 204V203H211ZM56 205H59V207L58 206H56ZM139 205H142V208L143 209H145V208H147V205L145 206L143 203H141V204H139ZM176 205V206H177ZM189 205H192V206H189ZM194 205V206H193ZM208 205L209 204H207V207H208ZM102 208H101V207ZM121 206H123V205H121ZM129 206V207H128ZM135 206V208H136V210L137 209H140V210H142L141 209V207L139 208L138 206L136 207ZM180 206V207H179ZM184 207L183 208V210H182V207ZM189 206V207H188ZM197 208H199V206H200V208L199 209H197ZM253 206H255V207H253ZM57 207V208H56ZM98 207H100V208H98ZM192 207V208H191ZM211 207L209 206L208 208H210L211 209ZM252 207V208H251ZM259 207V208H258ZM33 208H35V210H32ZM100 209V212H98V209ZM110 208H111V206H110ZM125 208H126V203H125ZM126 208V209H127ZM155 208V207H154ZM166 208V207H165ZM191 208V209H190ZM194 208V209H193ZM253 208H255V209H253ZM257 208V209H256ZM263 208H261V209H263ZM132 209H133V211H132ZM158 209V208H157ZM157 209H155L156 210V212H157ZM163 209V208H162ZM168 209V208H167ZM185 209H186V211H188V212H190V213H188V216L186 215V211H185ZM207 208H205V210H206ZM214 209V210H213ZM249 209H251L250 210V212L252 211V209L253 210H255V212L253 211V212H249L248 210ZM38 210V211H37ZM61 210H63L64 212L62 213V211ZM120 210H123V209H120ZM128 210V211H129ZM165 210V209H164ZM191 210L192 211H194L195 210V212L193 213V212H191ZM34 211H37V213H35ZM124 211H126V210H124ZM127 211V212H128ZM169 211V210H168ZM201 211H200V213H201ZM263 211H264V209H263ZM62 214H61V213ZM113 212V216H115V214H114V211L113 210H111V213ZM126 212V213H127ZM132 212V213H131ZM135 212V214H133ZM164 212H167V211H164ZM259 212H262L261 210H259ZM97 213H100V214H97ZM108 213H110L109 211H108ZM120 213V212H119ZM169 212H167V214H168ZM185 213V214H184ZM254 213V214H253ZM263 213V212H262ZM261 213V214H262ZM170 214H171V212H170ZM251 214H253V219L251 218L252 216H248V218H247V216H245V215H251ZM99 215V216H98ZM125 215V214H124ZM134 215V216H133ZM151 216V217H149V216ZM163 215L164 216H166V217H168V216H170V215H166L165 213H163ZM184 215H186L187 217V219H185V216ZM190 215H192V216H190ZM242 215H244V217H242ZM259 215V216H258ZM139 216V217H138ZM257 216V217H256ZM261 216V217H260ZM106 217H107V215H106ZM116 217V216H115ZM131 217V218H130ZM199 217V218H200ZM120 218V219H119ZM124 218H125V216H124ZM151 218H154V219H151ZM183 218H182V221L181 222H183ZM241 218V219H240ZM251 220H250V219ZM95 219H98L99 220V224H97L96 222H95ZM112 219V218H111ZM114 219V218H113ZM116 219V218H115ZM114 219V222H115V224L117 223V221ZM121 219H123V220H121ZM135 219L136 220H138L137 222L135 221ZM147 219V220H146ZM192 219H191V221H192ZM195 219V220H194ZM239 219H240V222H239ZM244 219V220H243ZM254 219H256V220H254ZM106 220V219H105ZM141 220H142V217H141V219H140V222H141ZM161 220V221H160ZM172 218H171V222H172ZM175 220V223L177 222V223H179L178 221H176L177 219H174ZM200 220V219H199ZM245 221V222H247V220L249 221V223H253V224H248V222H247V224L245 223V222H242V221ZM252 220H254V221H252ZM144 221V220H143ZM163 221V223L161 224V222ZM13 222H16V225L17 226H15V223H14V227L12 226L13 225ZM107 222H109V221H107ZM119 222H118V224H119ZM170 222V223H171ZM256 222V223H255ZM101 223V224H100ZM137 223V224H136ZM187 223V224H186ZM255 223V224H254ZM12 224V225H11ZM111 224H113L112 226H111ZM153 224V225H152ZM180 224V226L182 227V225L181 224H183V223H179ZM243 224V228H244V231H243V229H241V228H239V227H241V225ZM101 225V226H100ZM188 225V226H187ZM255 225V226H254ZM103 226H104V228H103ZM125 226V227H126ZM134 226H132V227H134ZM155 226H156V228H157V225L155 224ZM162 226H164L166 229H164V227L162 228V230H168L169 231V227L168 226H166V224L165 225H162ZM178 226V225H177ZM179 226V229L181 228ZM112 227V228H113ZM124 227V226H123ZM124 227V228H125ZM130 229H129V232H131V235H133L134 233L132 232L133 230H131V226H128ZM128 227H126V230L125 231H128ZM159 227V226H158ZM160 228H161V226H160ZM183 228V227H182ZM110 229V228H109ZM139 230H140V228H138ZM158 229V228H157ZM203 229V230H202ZM113 230V229H112ZM112 230H109L108 232H110L109 234H111L112 232ZM121 230H123V232H121ZM150 230V228H148L147 227V229H146V231H149ZM161 230V231H162ZM242 230V231H241ZM46 231V232H45ZM104 231L107 233V234H105L104 235ZM117 231V230H116ZM115 231V229H114V231H113V233L114 232H116ZM165 231V232H166ZM184 231V232H183ZM239 231H241V233L239 232ZM136 232V231H135ZM237 232L239 233L238 235H237ZM113 233H112V235H113ZM118 233V234H119ZM154 233V232H153ZM178 233L180 234V235H178ZM176 234L178 235V236H176ZM172 235V234H171ZM171 235H169V234H166V235H164V234H161V237L164 239V237H166L167 236V238L169 239V238H172L171 237ZM230 235V236H229ZM237 235V236H236ZM241 235V236H240ZM118 236V235H117ZM121 236V237H120ZM124 236H126V234H124ZM240 236V237H239ZM52 237V238H51ZM133 237H135V236H133ZM224 237V238H223ZM230 237V238H229ZM239 237V238H238ZM135 239H136V241H135ZM146 240L147 242H145L144 240ZM147 239H149V240H147ZM159 239V240H158ZM67 240H68V243L70 244V245H72V248H73V256L72 257H70V258H64L63 256L68 252H66V249L67 248H71V246H67ZM86 241H90L92 244H91V246L92 247H90L89 245L90 244H88V246H89V249H87L86 247H84V243L86 242ZM107 241V242H106ZM121 241H123V240H121ZM134 241V242H133ZM138 241H140V242H142V243H140V242H138ZM222 241V242H221ZM227 241V240H226ZM233 241V240H232ZM232 241H230V243H231V245H232ZM135 242H137L136 244H135ZM145 242V244L147 245L148 244V247H150V249H152V250H154L153 251V253H151L152 251H150V253L148 252V251H143L142 250V248L141 247H144V249H146L147 248V246H145V244L143 245V243ZM165 242V243H164ZM235 242V241H234ZM119 243L117 244V245H119ZM138 243H140L141 245H139L140 247H137L138 246ZM166 243H169V244H166ZM212 243H216V244H220L219 246H217V247H215V249L214 248H210L211 246H213V245H211L210 246V244H212ZM230 243H228L227 245H230ZM236 243V242H235ZM68 244V245H69ZM83 244V245H82ZM165 244L168 246L169 245V247H165ZM216 244H214V246L216 245ZM234 244V243H233ZM225 245V244H224ZM226 246V245H225ZM121 247H123V246H121ZM223 247V246H222ZM233 247H235V246H233ZM124 248L123 249H121V250H124ZM209 248V250H207ZM210 249H212V253H210ZM214 249V250H213ZM224 249V248H223ZM224 249V250H225ZM119 250H120V247L118 248V251H117V253L119 252ZM132 250V251H131ZM133 250H134V252L135 253H133ZM149 250V249H148ZM215 250H217V251H215ZM138 251L140 252L139 254H138ZM215 251V252H214ZM128 253V254H126V253ZM218 252V253H217ZM112 253H115V252H112ZM120 253V252H119ZM130 253L132 254L131 256H130ZM137 253V255H134V254H136ZM217 253V254H216ZM69 254H71V253H67V255H69ZM72 255V254H71ZM213 255V256H212ZM66 256V255H65ZM128 258H127V257ZM130 257V258H129ZM125 258H127V260L125 259ZM121 259V260H120ZM123 259V260H122ZM125 259V260H124ZM212 259L213 258H211V261H212ZM208 260V261H207ZM216 259H214L213 261H212V263L214 262H216L215 261ZM125 261H126V263H125ZM201 261V262H200ZM210 261V262H211ZM218 261H221V259H219ZM116 262V263H117ZM209 262V263H210ZM115 263V264H116ZM114 264V263H113ZM118 264V263H117ZM211 264V263H210ZM216 264V263H215ZM219 264V263H218Z\"/></svg>","mask_w":264,"mask_h":264}]
</instances>
